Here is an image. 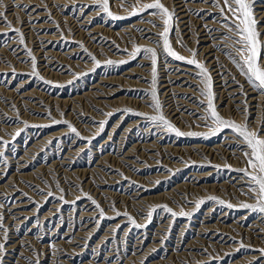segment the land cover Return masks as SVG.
<instances>
[{
	"label": "rangeland",
	"instance_id": "1",
	"mask_svg": "<svg viewBox=\"0 0 264 264\" xmlns=\"http://www.w3.org/2000/svg\"><path fill=\"white\" fill-rule=\"evenodd\" d=\"M8 1V3H7ZM13 0H3L6 5L5 8H0V12H7L6 13V19L7 23L11 24V28L7 26V24L4 22L2 18H0V140H4L6 143V147L3 145H0V149L3 152L4 159L0 160V213L4 216V228L7 229V240L4 239V232L0 230V237L3 240L0 239V243L5 244V255L2 258V264H28L29 261H31V264H36V259L39 260V264H93V261H96L94 264H227V263H233V264H244L246 262L247 264H263L264 258L260 256L259 249H264V214L259 212H252L248 209H244L241 207L242 204H255L256 201L252 194L247 193V178L243 176V173L240 171L241 169L246 167L245 157L241 151V148H244V145H239V140L235 137L233 133H231L230 130H224L220 133V135L216 136H209L207 139L208 141H202V137H175L174 134H169L165 131L159 132L160 135H163V140L158 144V146L161 148H157V145L153 143V141L156 139L153 130H162V128L156 127L154 129V125L150 121H146L144 119V115L150 116L155 115L156 113L153 111L152 105V97L149 95L152 91L151 88V62L148 59H144V55L140 54L135 59H133L129 54L133 51V46L137 45L141 48L144 47H153L156 48L158 53V65H157V73L160 75H157V87L156 91L158 94L159 101L162 105V110L164 109L163 104H165V98H164V89H162L160 86L163 85V79H162V72L165 70L167 73H173L176 71V68L170 67V68H163L162 58H165L164 60H168V58L162 51V48L157 47V42L159 40L158 33L162 28V25L160 24L159 19L156 16L150 15L149 13H144L139 16H130L129 13L132 11V9L129 7V5H133L136 3V0H126L125 3L122 5L119 1L120 0H110V10L112 13L116 16L124 17L122 19H116L113 20L110 17L106 16L104 13L100 12L97 7L95 0H77L74 2L68 1L65 2L64 0H35L36 3H33L34 0H29L28 3L25 0H15V2H19L15 5L12 3ZM42 4L43 2V6ZM52 1V2H51ZM64 2L65 5L63 3ZM116 1V2H115ZM163 1V0H162ZM164 0L163 3L166 7H168L170 10L171 8L175 11V23L173 26V31L170 33V41L172 43V46L176 52H178L180 55H183L187 58H191L188 49H191L195 51L196 53H200L196 56V59L199 60L201 63H204L206 67L208 68L209 72L212 70H215V73L219 74L221 76V80H225V82L231 83L230 89L234 90V94L231 96H227L225 90H218L215 93V103L217 106L218 112H220V115L223 116L225 119H231L234 120L237 123H244L245 119L248 121V126L250 129L254 131L260 132L261 136L264 137V95H262L258 90L252 89L253 92H247L248 89V83L245 84L247 81L245 77L239 76L240 72L237 71L238 69L235 68L236 66H233L231 59L228 57V54L233 55V57H236V54L234 50L229 46L231 44V41L224 40L223 37L226 35V29L222 26L226 21L223 20L221 17L220 9L213 6V0H206V1H200V0ZM60 2V3H59ZM118 2V3H117ZM144 3L151 2L149 0H143ZM166 2V3H165ZM176 2H180L179 5H184L181 7V9H184L183 14L186 16L185 21L186 23L183 24L181 19L179 17L177 18V12L179 11L178 4ZM198 2V3H197ZM216 2L220 3L221 6H223V0H216ZM171 3V4H170ZM189 7H187L185 4ZM189 3V4H188ZM191 3V4H190ZM196 3V4H195ZM210 3V4H209ZM26 4V5H25ZM37 4V5H36ZM39 4V5H38ZM46 7H45V5ZM52 4V5H51ZM168 4V5H167ZM200 4V5H199ZM208 4V7L205 8ZM25 5V6H24ZM28 5V6H27ZM54 5V6H53ZM72 7H71V6ZM76 5V6H75ZM193 5V6H191ZM210 5V6H209ZM258 5V7H257ZM12 6V8L10 7ZM19 6H23L20 7ZM174 6V7H173ZM177 6V7H175ZM202 6L204 8H202ZM32 7V8H31ZM39 7V8H38ZM45 7V8H44ZM53 7V8H52ZM60 7V8H59ZM65 7V9H64ZM66 7H68L66 9ZM85 7V8H84ZM122 7V8H120ZM129 7V8H128ZM210 7V9H209ZM24 8L27 9V11H24ZM56 8V9H55ZM83 10H80L82 9ZM186 8V9H185ZM191 8V9H190ZM202 8V9H201ZM9 9V10H8ZM13 9V10H12ZM31 9V10H30ZM53 9V10H52ZM190 9V10H189ZM199 9V10H198ZM213 12H212V10ZM264 1L263 0H255L254 3V12L256 13L255 16L257 17V20L259 21L258 29H260V33L264 41ZM17 10V13L15 12ZM33 10V11H32ZM52 10V11H51ZM122 10V11H120ZM211 10V11H210ZM258 10V11H257ZM23 13H22V12ZM32 11V12H31ZM35 11V12H34ZM51 11V12H50ZM81 11V12H80ZM89 11V12H87ZM91 11V12H90ZM94 11V12H93ZM98 11V12H97ZM189 11V13H188ZM200 11V12H199ZM258 13H257V12ZM13 12V13H12ZM31 12V13H29ZM42 13L41 18L39 19H33L31 15L32 13ZM77 12V13H76ZM87 13H92L91 15H87ZM193 13V14H192ZM206 15H205V14ZM220 13V14H219ZM18 14H21L20 16ZM50 14V15H49ZM54 14V15H53ZM57 14V15H56ZM61 14V15H60ZM73 14V15H72ZM84 14V15H83ZM94 14V15H93ZM98 14V18L97 15ZM187 14V15H186ZM195 14V15H194ZM204 14V15H203ZM9 15V16H8ZM12 15V16H10ZM28 17H27V16ZM49 15V18H48ZM93 15V16H92ZM147 15V16H146ZM193 15V17H192ZM263 15V16H262ZM14 16V17H13ZM25 16V17H24ZM31 16V17H30ZM57 18H54V17ZM71 16V17H70ZM76 16V17H74ZM86 16V17H85ZM92 16V17H91ZM155 17V20L153 17ZM204 16V17H203ZM262 16V17H260ZM12 19H11V18ZM52 17V18H51ZM59 17V18H58ZM70 17V18H69ZM88 17V18H87ZM91 17V18H90ZM147 19L145 20L144 19ZM152 17V18H151ZM189 17V18H188ZM202 17V18H201ZM10 18V19H8ZM15 18V19H14ZM17 18H20L17 20ZM56 20L54 21L53 20ZM76 18V19H75ZM86 18V19H85ZM207 18V19H206ZM213 18V20H211ZM216 18V19H215ZM57 19H60L57 20ZM62 19V20H61ZM75 19V20H73ZM84 19V20H83ZM189 19V20H188ZM203 19V20H201ZM12 20V21H11ZM15 20V21H13ZM17 20V22H16ZM25 20V21H24ZM68 20V24H67ZM81 20L84 24H81ZM119 20V21H118ZM177 20V21H176ZM193 20V21H192ZM207 20V22H206ZM210 20V21H209ZM215 20V21H214ZM218 20V21H217ZM35 21V22H34ZM54 21V22H53ZM63 21V22H62ZM76 21V22H75ZM89 24H85L87 22ZM95 21V22H94ZM104 21V22H103ZM114 21V23H113ZM136 21V22H135ZM142 21V22H141ZM144 21H153L157 27L152 28L150 24ZM202 21V23H200ZM16 22V23H15ZM21 24H20V23ZM23 22V23H22ZM46 24L44 26V24ZM138 22V23H137ZM142 25H140V23ZM189 22V23H188ZM193 24H192V23ZM211 22L210 25H208ZM215 22V24H214ZM4 23V24H3ZM15 23V24H14ZM28 23V24H27ZM32 23V25H30ZM43 24L44 27L41 29L37 26V24ZM65 23V25H63ZM76 23V24H75ZM113 23V24H111ZM135 23V24H132ZM138 25H137V24ZM178 23V24H177ZM208 23V24H207ZM219 24L214 26L212 25ZM14 24V25H13ZM17 24V25H16ZM20 24V25H18ZM35 24V25H33ZM39 24V25H40ZM67 24V25H66ZM144 24V25H143ZM180 24V25H179ZM190 24V25H188ZM197 24V25H196ZM203 26H202V25ZM26 25V27L24 26ZM28 25V26H27ZM75 27H74V26ZM97 28L94 32V34L91 35V33L88 31V29L94 26ZM98 25L100 27L98 28ZM112 25V26H110ZM129 27H128V26ZM146 25V26H145ZM148 25V26H147ZM177 27L175 28V26ZM179 25V26H178ZM184 25V26H183ZM186 25V26H185ZM205 25V26H204ZM74 28H72V27ZM86 26V27H85ZM110 26V27H109ZM188 26V27H187ZM196 26V27H195ZM6 27V28H5ZM23 27V28H22ZM78 27V28H77ZM108 27V28H107ZM123 27V29H122ZM131 27V28H130ZM136 27V28H135ZM142 27V28H140ZM183 27V29H182ZM201 27V28H200ZM205 27V28H204ZM8 28V29H7ZM19 32L24 34V43L21 45L20 42V35L17 34L15 30H18ZM21 28V30H20ZM34 28V29H33ZM37 28V29H36ZM69 28V29H68ZM71 28V29H70ZM81 28V29H80ZM128 28V29H127ZM135 28V29H134ZM151 28V30H150ZM186 28V29H185ZM189 28V29H188ZM191 28V29H190ZM199 28V29H197ZM204 28V29H203ZM225 31H223L222 29ZM25 29V30H23ZM27 29V30H26ZM31 29V31H30ZM49 29V30H48ZM59 29V30H58ZM79 29V30H78ZM83 29V31H82ZM92 29V28H91ZM105 29V31L103 30ZM110 29V30H109ZM118 29V30H117ZM122 29V30H121ZM127 29V30H126ZM155 29V31H154ZM158 31H157V30ZM188 29V30H187ZM195 31H194V30ZM200 29L206 30L207 33L199 32ZM220 29V30H219ZM262 29V30H261ZM6 30V31H5ZM62 30V31H60ZM70 30V31H69ZM74 30V31H73ZM86 30V31H85ZM98 30V31H97ZM101 30V31H99ZM120 30V31H119ZM186 33H185V31ZM190 30V31H189ZM198 30V32H197ZM4 31V32H3ZM22 31V32H21ZM35 31V32H34ZM41 31V32H40ZM46 31V32H45ZM78 31V32H77ZM110 31V35L109 34ZM119 32L118 36L114 32ZM132 31V32H131ZM142 31V32H141ZM146 31L147 34L144 32ZM152 31V32H150ZM158 33H157V32ZM193 31V32H191ZM212 33H211V32ZM10 32V33H9ZM12 32V33H11ZM39 32V33H38ZM54 32V34H53ZM62 32V33H61ZM98 32L99 35L96 33ZM100 32H102L100 34ZM104 32V33H103ZM131 32V33H130ZM136 32V34L134 33ZM181 34H180V33ZM221 32V33H220ZM15 35H12L14 34ZM31 33V35L29 34ZM50 33V34H49ZM61 33V34H60ZM82 33V34H81ZM85 33V35H84ZM106 33V36L104 35ZM121 33L123 35L121 36ZM134 33V35L132 34ZM155 33V34H154ZM157 33V34H156ZM185 33V34H184ZM193 33V34H192ZM196 33V35H195ZM198 33V34H197ZM27 34V35H26ZM35 34V35H34ZM45 35V39H41L40 36ZM49 34V35H47ZM56 34V35H55ZM80 34V35H78ZM112 34V36H111ZM129 34V35H128ZM180 34V35H178ZM203 34V36L201 35ZM205 34V35H204ZM208 36H207V35ZM230 35V33H227ZM4 35V36H3ZM87 35V36H86ZM91 35V36H90ZM104 35V37H103ZM110 37L113 41L110 42ZM139 35V36H138ZM151 35L153 37H151ZM191 35V36H190ZM218 35V36H217ZM223 35V36H222ZM48 36H50L48 38ZM59 36V38L57 37ZM76 36V37H75ZM84 38H83V37ZM88 36H90L88 38ZM96 36V37H95ZM135 36V37H134ZM150 36V37H149ZM182 36V37H181ZM195 36V38H193ZM205 36V37H204ZM216 36V37H215ZM222 36V37H221ZM16 37V38H15ZM31 37V38H30ZM36 37V38H35ZM55 37V39L53 38ZM57 37V38H56ZM78 37V38H77ZM82 37V38H80ZM86 37V38H85ZM93 37V38H92ZM118 39H117V38ZM123 37V38H122ZM127 37V39H126ZM131 37V38H130ZM136 41H135V39ZM148 37V38H146ZM155 37V38H154ZM190 37V38H186ZM207 37V38H206ZM214 37V38H212ZM220 37V38H219ZM15 38V39H14ZM26 38V39H25ZM34 38V39H32ZM95 38V39H94ZM129 38V40H128ZM133 38V39H132ZM181 38H184L183 40ZM192 38V39H191ZM205 39L206 41L204 43L197 42L198 40ZM261 38V37H260ZM30 39V41H29ZM84 39V40H83ZM90 39V40H89ZM100 39V41L98 40ZM105 39V40H104ZM116 41H115V40ZM144 39V42H143ZM181 39L183 42L184 47L181 46L180 43L177 41ZM186 39V40H185ZM191 39V40H190ZM210 39V40H209ZM6 40V41H5ZM11 40V41H9ZM34 40V41H33ZM48 40V41H47ZM78 40V41H77ZM132 40V41H131ZM139 40V42H138ZM194 40V41H193ZM218 40L220 42H218ZM19 41V42H18ZM28 41V42H27ZM66 41V42H65ZM84 41V42H82ZM91 41V43H90ZM104 41V42H103ZM148 41V42H147ZM151 41V42H149ZM197 44H196V42ZM215 42L214 44L212 43ZM217 41V42H216ZM8 42L10 44H8ZM14 42V43H13ZM16 42V43H15ZM38 44H36V43ZM47 45H46V43ZM88 42V44H86ZM108 42L110 44H108ZM115 42H118V44ZM134 43V45L132 44ZM141 42V43H140ZM191 42V43H190ZM12 43V44H11ZM45 43V44H44ZM63 43V44H62ZM66 43V44H65ZM78 43V44H77ZM80 43V44H79ZM83 43V44H82ZM84 43L86 45H84ZM96 43V44H95ZM124 43V44H123ZM131 43V44H130ZM145 43V44H143ZM149 43V44H148ZM193 43V44H192ZM195 43V44H194ZM209 43V44H208ZM8 44V45H7ZM44 44V45H43ZM98 44V45H97ZM142 46H141V45ZM187 44V45H186ZM213 46H212V45ZM21 45V46H20ZM27 45V46H25ZM45 46L42 48L41 46ZM50 45V46H49ZM75 45V46H74ZM83 45V47H81ZM106 45V46H105ZM109 45V46H108ZM117 45V46H115ZM121 45V46H120ZM124 45V46H122ZM133 45V46H132ZM207 45V46H206ZM215 45V46H214ZM218 45V46H217ZM3 46V47H2ZM90 48H89V47ZM96 46H98L96 49ZM114 46V47H111ZM127 46H129L127 48ZM132 46V47H131ZM189 46V47H188ZM193 46V47H192ZM201 46V47H200ZM204 46V47H203ZM14 47V48H13ZM18 47V48H17ZM28 47V48H27ZM78 47V48H76ZM81 47V48H80ZM88 47V48H87ZM100 47V48H99ZM120 47V48H117ZM229 47V48H228ZM32 48V49H31ZM40 48V49H39ZM50 48V49H49ZM52 48V51H51ZM72 48V49H71ZM93 48V49H92ZM112 48V49H111ZM194 48V49H192ZM197 48V49H196ZM199 48V49H198ZM203 48V49H201ZM210 48V49H209ZM214 48V49H213ZM4 49V50H3ZM35 49V50H34ZM39 49V50H38ZM71 49V50H70ZM75 49V50H73ZM77 49V50H76ZM89 51H88V50ZM110 52V54L107 52ZM27 50V51H26ZM28 50L33 54L32 57L35 55L36 60V66L44 65L40 68L36 67V71L39 73V77L33 76L32 72V57L28 55ZM34 50V51H33ZM41 50V51H40ZM69 50V51H67ZM86 50V51H85ZM99 50H103L102 52ZM116 50V51H114ZM202 50V51H201ZM221 50V51H220ZM226 50V51H225ZM15 51V52H14ZM44 51H48L47 58L44 56ZM59 51V52H56ZM61 51V52H60ZM69 53H66V52ZM95 51V52H94ZM97 51V53H96ZM201 51V52H200ZM204 51V52H203ZM206 51V52H205ZM211 51V52H210ZM216 53H215V52ZM2 52V53H1ZM5 54H4V53ZM10 52V53H9ZM22 52V53H21ZM27 52V53H26ZM39 52V53H38ZM52 52V53H51ZM64 52V53H63ZM71 52V54H70ZM76 52V53H75ZM78 52V53H77ZM85 52V53H84ZM91 52V53H90ZM214 52V53H213ZM37 53V54H36ZM62 53V54H60ZM73 53V54H72ZM91 54L92 57H95L96 60L100 62L99 66H97L93 60L90 58L89 54ZM105 53V54H104ZM107 53V54H106ZM127 53V54H126ZM202 53V54H201ZM206 53V54H205ZM211 53V54H210ZM219 53V55H218ZM222 55H221V54ZM13 54V55H12ZM16 54V55H15ZM22 54V56H21ZM35 54V55H34ZM39 54V56H38ZM53 54V55H52ZM57 54V55H56ZM59 54V55H58ZM118 54V55H117ZM121 54V55H120ZM185 54V55H184ZM217 54V55H216ZM225 54V56H224ZM235 54V55H234ZM10 55V56H9ZM24 55V56H23ZM122 57H120V56ZM123 55V56H122ZM125 55V56H124ZM216 58V62L214 57ZM21 56V57H17ZM29 56V57H28ZM43 56V57H42ZM57 58H56V57ZM71 56V57H70ZM82 56V57H80ZM109 56V57H108ZM127 56V58H126ZM205 56V58H204ZM209 56V57H208ZM15 59H13V58ZM39 57V58H38ZM42 57V58H41ZM66 57V58H65ZM74 57V58H73ZM84 57V58H83ZM113 57L115 58L113 60ZM203 57V58H202ZM222 60H218L221 59ZM19 58V59H18ZM55 60H52V59ZM64 58V59H63ZM81 58V59H80ZM118 58V59H117ZM143 58L145 61L148 62L146 65H141L138 67V64L140 60ZM6 59V60H5ZM25 59V60H24ZM45 59V60H44ZM51 59V60H49ZM64 62H63V60ZM86 59V60H85ZM100 59V60H99ZM117 59V61H115ZM120 59V60H119ZM125 59V60H124ZM127 59V60H126ZM140 59V60H139ZM225 59V60H224ZM16 60V61H15ZM31 60V61H30ZM39 60V61H38ZM62 60V61H61ZM80 62H79V61ZM85 60V61H84ZM112 61V64H108L107 61ZM123 60V61H122ZM135 60V61H134ZM163 60V61H164ZM206 60V61H205ZM218 60V61H217ZM4 61V62H3ZM15 61V62H14ZM58 61V64H57ZM102 61V62H101ZM120 61V62H119ZM138 61V62H137ZM210 61V62H209ZM215 65H214V62ZM30 62V63H29ZM38 62V63H37ZM44 62V63H43ZM67 62V63H66ZM77 62V63H76ZM82 62V63H81ZM83 62H87L86 64ZM89 62V63H88ZM123 62V63H121ZM165 62V61H164ZM168 62V61H167ZM180 62V63H179ZM221 62V63H219ZM228 62V63H227ZM2 63V64H1ZM24 63V65L22 64ZM72 63V64H71ZM74 63V64H73ZM81 63V64H80ZM134 63V64H133ZM211 63V64H209ZM226 64V66H224ZM18 64V65H17ZM56 64V65H54ZM87 64H89L87 66ZM171 64V63H170ZM173 64H177L176 66H179L182 70L178 69L180 72L179 74L185 75L183 77H180V80H177V84L180 85L182 81L184 82V86L182 87H191L193 90V99L191 101H196V105L200 108V111L193 112V115L191 116V119H187L185 117H181V122L177 120L174 122L170 116L167 115L168 111L165 112V109L163 111V114L166 116L169 121L171 120L172 123H175L174 125H177L178 128H182L184 132H197V133H203V130L207 129L205 124L202 123V120L199 119V122H196L194 118H198L200 116H203L205 114V108L207 101L202 99L203 97L199 93V89L201 88V85L199 83V77L196 76L197 69L192 67L191 65H187L181 61H176ZM217 64V65H216ZM229 64V65H228ZM7 65V68H3ZM20 65V67H19ZM23 65V66H22ZM68 65V66H67ZM138 67H136V66ZM212 65V66H211ZM26 66V67H24ZM148 68V70H143V67ZM162 66V67H161ZM215 66V67H214ZM219 66V67H218ZM231 66V67H230ZM48 67V68H46ZM51 67V68H50ZM60 67V68H59ZM90 67V68H89ZM131 67H136L133 71L132 76L125 75L124 72L131 69ZM150 67V68H149ZM160 67V68H159ZM186 67V69H183ZM9 68V69H8ZM226 68L228 69L226 71ZM230 68V69H229ZM17 69V70H16ZM22 69V70H21ZM38 69H41L38 70ZM46 69V70H44ZM140 69V70H139ZM192 69V71H191ZM236 69V70H233ZM20 70V71H19ZM27 70V71H26ZM43 70V71H42ZM49 70V71H48ZM50 70L51 74H50ZM108 70V71H107ZM139 70V71H138ZM173 70V71H172ZM189 70V71H188ZM222 70V71H221ZM3 71V72H2ZM16 71V72H15ZM47 71V72H46ZM58 71V72H57ZM112 71V72H111ZM141 71V72H140ZM147 71V72H146ZM231 71V73H230ZM233 71V72H232ZM237 73H235V72ZM42 72V73H41ZM46 72V73H45ZM55 72V73H53ZM150 72V73H149ZM195 72V73H194ZM2 73V74H1ZM44 73V74H43ZM60 73V74H59ZM144 75L145 77L141 76ZM228 73V74H227ZM232 73H235L232 76ZM41 74V75H40ZM50 74V75H49ZM150 74V75H149ZM175 74V73H174ZM211 74V73H210ZM214 74V73H213ZM213 74L212 79H213ZM230 74V75H229ZM238 74V77H237ZM43 75L45 78H43ZM46 75L49 79L46 78ZM62 77H61V76ZM114 75V76H113ZM124 78H123V76ZM149 75V77L147 76ZM188 78H187V76ZM223 75V76H222ZM59 76V77H58ZM66 76V80H65ZM101 76V79H100ZM121 76L122 78H120ZM137 76V77H136ZM139 76V77H138ZM228 76V77H227ZM232 76V77H231ZM22 77V78H21ZM51 77V78H50ZM56 79H55V78ZM71 77V78H70ZM108 77V79L106 78ZM110 77V78H109ZM115 77V78H114ZM231 77V78H230ZM238 78L234 82L232 79ZM241 79H240V78ZM244 80H243V78ZM63 80H62V79ZM69 78V80H68ZM120 80H119V79ZM136 80H132V79ZM189 78L190 81L194 82L195 84L192 85L190 81L188 82ZM228 78V79H227ZM11 79V80H9ZM28 79V80H27ZM60 79V80H59ZM122 79V80H121ZM130 79V80H129ZM162 79V80H161ZM186 79V80H185ZM198 79V80H197ZM220 79V78H219ZM230 79V80H229ZM23 80V82H22ZM26 82H25V81ZM43 80V81H42ZM50 81L51 83H45V81ZM105 80V81H104ZM126 80V81H125ZM129 80V81H128ZM197 80V82H196ZM22 83H21V82ZM28 81V82H27ZM138 81V82H136ZM230 81V82H229ZM233 81V82H232ZM244 83H243V82ZM4 82V83H3ZM8 82V83H7ZM115 82H119V84H115ZM124 82L125 85L122 83ZM98 83V84H97ZM138 83L140 85H138ZM145 83V84H143ZM170 85L173 82H169ZM188 83V84H187ZM234 83V84H233ZM20 84V85H19ZM21 84H23L21 86ZM51 84V85H50ZM115 84V85H114ZM128 84V85H127ZM129 84L131 86H129ZM242 84V85H241ZM16 85V87H15ZM46 85V86H45ZM112 85V86H111ZM123 85V86H121ZM134 85V86H133ZM138 85L139 87H135ZM145 87H144V86ZM160 85V86H159ZM198 85V86H197ZM236 85V86H235ZM240 85V86H239ZM247 85V86H246ZM41 86V87H40ZM110 86V87H109ZM127 86V87H125ZM142 86V87H140ZM217 86V85H215ZM219 86V85H218ZM234 86V87H233ZM241 86H243V94L241 91ZM19 87V88H18ZM24 87V88H23ZM117 87V88H116ZM124 87V88H122ZM159 87V88H158ZM246 87V89H245ZM250 87V85H249ZM6 88L7 90H5ZM16 88V89H15ZM34 88V89H33ZM36 88V89H35ZM41 88V89H40ZM47 88V89H46ZM108 88V89H106ZM115 88L114 92L110 91ZM122 88V89H121ZM127 88V89H126ZM144 88V89H142ZM235 88L237 91H235ZM240 88V89H237ZM252 88V87H251ZM4 89V90H3ZM11 89V90H10ZM43 89V90H42ZM50 89V90H49ZM102 89V90H101ZM107 91H106V90ZM117 89V90H116ZM119 89V90H118ZM10 90V91H8ZM28 90V92L26 91ZM31 90V91H29ZM39 90V91H38ZM91 90V92H90ZM93 90V91H92ZM104 90V91H103ZM132 90V91H131ZM143 90V91H142ZM5 91V92H4ZM95 91V93H94ZM195 91V92H194ZM223 93H222V92ZM10 94H7V93ZM27 95H25L26 93ZM33 92V93H32ZM35 92V93H34ZM42 92V93H41ZM44 92V94H43ZM98 92V94H96ZM129 92V93H128ZM228 92V91H227ZM236 92V93H235ZM255 92V94H254ZM31 93V94H30ZM86 93V94H85ZM101 93V94H100ZM217 93V94H216ZM245 93V94H244ZM259 93V94H258ZM3 94L6 96L3 97ZM16 94V95H15ZM19 97H17L18 95ZM20 94H22L20 96ZM30 94V95H28ZM33 94V96H32ZM46 94V95H45ZM96 94V95H95ZM104 94V95H103ZM131 94V95H130ZM161 94V96H160ZM223 96L221 97V95ZM2 95V96H1ZM38 95V96H37ZM43 95V96H42ZM79 95V96H78ZM96 97H95V96ZM123 95V97H122ZM142 95V96H141ZM145 95V96H144ZM149 95V96H148ZM239 95V96H237ZM245 95V96H244ZM13 98H12V97ZM46 96V97H45ZM50 96V98H49ZM78 96V97H77ZM120 96V99H118ZM144 96V97H143ZM148 98H147V97ZM227 96V97H226ZM242 96V97H241ZM244 96V97H243ZM251 98H250V97ZM3 97V98H1ZM17 99L15 100V98ZM40 97V98H39ZM48 97V98H47ZM56 98V101L54 99ZM58 97V98H57ZM74 97V98H73ZM162 97V98H161ZM198 97V98H197ZM220 97V99H219ZM226 97V98H225ZM239 97V98H238ZM241 97V99H240ZM254 97V99H253ZM257 100H256V98ZM20 98V100H19ZM47 98V100H46ZM64 98V99H63ZM71 98V99H70ZM73 98V99H72ZM127 98V99H126ZM135 98V100H134ZM140 98V99H139ZM142 98V99H141ZM145 98V99H144ZM150 98V99H149ZM164 98V99H163ZM195 98V99H194ZM217 98L220 100L217 101ZM222 98V101H221ZM230 98V99H229ZM232 98V99H231ZM234 98V99H233ZM2 99V100H1ZM11 101H10V100ZM22 99V101H21ZM26 99V101H25ZM63 99V100H62ZM68 99V100H67ZM70 99V100H69ZM118 99V100H117ZM137 99V100H136ZM148 99V101H147ZM199 99V101L197 100ZM229 99V100H228ZM260 99V100H258ZM9 100V101H8ZM24 100V101H23ZM35 100V101H34ZM54 100V101H52ZM66 100V101H65ZM79 100V101H78ZM111 100H115L111 102ZM141 100V102H139ZM143 100V101H142ZM202 100V101H201ZM243 100V101H242ZM245 100L247 102V117L245 116ZM249 100V101H247ZM251 100V101H250ZM253 100H255L253 102ZM13 101V102H12ZM21 101V102H19ZM30 101V103L28 102ZM99 101V103H98ZM103 103H102V102ZM105 101V102H104ZM229 103H228V102ZM2 102V104H1ZM50 102V103H49ZM68 102V104H67ZM139 102V103H138ZM150 102V103H149ZM163 102V104H162ZM202 102V103H200ZM6 103V104H5ZM9 103V104H8ZM27 105H26V104ZM34 105V108L33 105ZM55 105H54V104ZM102 103V104H101ZM147 103V104H146ZM205 105H204V104ZM222 103V104H221ZM227 103V105H226ZM236 103H238L240 106H238ZM253 103V104H252ZM12 104V105H11ZM20 104V105H19ZM25 104V105H24ZM29 104V105H28ZM41 104V105H40ZM135 104V105H134ZM202 104V105H201ZM22 105V106H21ZM71 105V107H70ZM99 105V106H98ZM147 105V107H144ZM204 105V107H202ZM220 105V106H219ZM233 105V106H232ZM242 105V106H241ZM4 106V108H3ZM9 106V107H8ZM8 107V108H6ZM18 107V108H17ZM31 107V110L28 109ZM37 107V110H36ZM66 107V108H64ZM77 107V108H76ZM223 107V108H222ZM236 109H234V108ZM244 107V108H243ZM64 108V109H63ZM71 108V109H70ZM117 108V109H116ZM204 108V109H203ZM7 109V111H6ZM24 109V110H23ZM129 109L131 112H125L123 110ZM149 109V110H148ZM238 109V110H237ZM250 109V110H249ZM17 110V111H16ZM22 110V111H21ZM142 110V111H141ZM244 110V111H243ZM253 110V111H252ZM8 111H11L8 113ZM145 111V112H144ZM13 112V114H12ZM39 112V113H38ZM165 112V113H164ZM257 112V113H256ZM261 112V113H260ZM5 113V114H4ZM17 113V114H16ZM19 113L21 115H19ZM37 113V114H36ZM132 113H141L143 115H134ZM199 113V114H198ZM252 113V114H251ZM8 114V115H7ZM10 114V115H9ZM16 114V115H15ZM187 114V112L185 113ZM226 114V115H225ZM239 114V115H238ZM254 114H255V122H254ZM259 114V116H258ZM235 115V116H234ZM250 115V117H249ZM8 116V117H7ZM11 116V117H10ZM17 116V117H16ZM20 116V118H19ZM32 118H31V117ZM97 116V117H96ZM123 116V117H121ZM125 116V117H124ZM258 116V117H257ZM22 117V118H21ZM121 117V118H120ZM194 117V118H192ZM253 117V118H252ZM257 117V118H256ZM5 118V119H4ZM185 118V119H184ZM2 119V120H1ZM20 121H19V120ZM99 119V120H98ZM141 119V120H139ZM143 119V120H142ZM193 119V120H192ZM257 119V121H256ZM259 119V122H258ZM78 120V121H77ZM93 120V121H90ZM133 120V121H132ZM138 120V123H137ZM5 121V122H4ZM10 121V122H9ZM34 121V122H33ZM37 121L38 124H37ZM82 121V122H81ZM86 121V122H85ZM88 121V122H87ZM120 121V122H118ZM135 121V124L133 123ZM188 121V122H187ZM239 121V122H238ZM14 122V123H12ZM67 122V123H65ZM86 124H85V123ZM101 122H105V127L103 130H101L99 127V124ZM131 122V124H129ZM258 122V123H257ZM7 123V124H6ZM40 123V124H39ZM87 125L84 126L83 125ZM89 123V124H88ZM116 123V124H115ZM118 123V124H117ZM144 125H143V124ZM147 123V124H146ZM179 123V124H178ZM200 123V124H199ZM3 124V126H2ZM68 124H71L74 128L77 129L79 132V136H77L68 129ZM115 124V125H114ZM191 124V125H190ZM15 125V127H14ZM17 125V126H16ZM80 125V126H79ZM82 125V126H81ZM91 126V128L89 127ZM129 125V128H128ZM131 125V127H130ZM139 127H138V126ZM147 125V126H145ZM151 125V126H150ZM153 125V126H152ZM253 125V126H252ZM15 128L13 130L10 127ZM117 126V127H116ZM149 126V127H148ZM181 126V127H180ZM194 126V128H193ZM202 127L201 130L199 128H196L197 130H200L198 132L195 127ZM115 127V128H114ZM127 127L128 132H127ZM257 127V129L255 128ZM263 127V128H261ZM9 128V129H8ZM17 128V130H16ZM113 128V129H112ZM124 128V129H123ZM136 128V129H135ZM144 128V129H143ZM147 128V129H146ZM149 128V130H148ZM5 129V130H4ZM64 129V130H63ZM91 129V130H90ZM111 129V130H110ZM123 129V130H122ZM153 129V130H152ZM193 129V130H192ZM3 130V131H2ZM8 130V131H7ZM59 130V131H58ZM62 130V131H61ZM66 130V131H65ZM119 130V131H117ZM126 130V131H125ZM130 130V131H129ZM140 130V131H139ZM142 130V131H141ZM209 130V128L207 129ZM54 135H51L52 132H55ZM58 131V132H57ZM64 131V132H63ZM152 131V132H151ZM2 132V133H1ZM4 132V133H3ZM114 132V133H113ZM125 134V136L121 135ZM125 132V133H124ZM136 132V133H135ZM147 132V133H146ZM151 133L148 135V133ZM16 133H19L17 136ZM48 135L47 137H44ZM60 133V134H58ZM64 133V134H63ZM2 134V135H1ZM53 134V133H52ZM134 134V135H133ZM137 134V138H136ZM227 134V135H226ZM230 136H229V135ZM4 135V137H3ZM44 135V136H43ZM51 135V138H50ZM110 137H109V136ZM115 135V136H114ZM133 135V137H132ZM7 136V139H6ZM15 136V140H13V137ZM35 136V137H33ZM56 136V137H55ZM66 136V137H65ZM82 136V137H81ZM86 136V137H85ZM118 136V137H117ZM120 136V137H119ZM122 136V137H121ZM139 136V137H138ZM142 136V137H141ZM153 136V137H152ZM227 136V137H226ZM233 136V139L231 138ZM44 137V138H43ZM85 137V138H84ZM108 139H107V138ZM116 137V138H115ZM165 137V138H164ZM225 137V138H224ZM9 138V139H8ZM39 138V140H38ZM89 138V139H87ZM118 138V139H117ZM136 138V139H135ZM149 138V139H148ZM154 138V139H153ZM186 138V139H185ZM221 140H220V139ZM20 139V140H19ZM74 139V140H73ZM80 139V140H79ZM104 139H106L104 141ZM120 139V140H119ZM131 139V140H130ZM141 139V140H140ZM152 139V140H151ZM197 139V141H196ZM2 140V141H3ZM7 140V141H6ZM11 140V141H9ZM40 142H37V141ZM47 142H46V141ZM115 140V141H114ZM138 140V141H137ZM168 140V141H167ZM176 140V141H175ZM178 140V141H177ZM192 140V141H191ZM201 140V141H200ZM225 140V141H224ZM233 140V141H231ZM33 141V142H32ZM35 141V142H34ZM49 141V142H48ZM113 141V142H112ZM118 141V142H117ZM124 143H123V142ZM175 141V142H173ZM179 141H186L189 142L190 145H197L200 144L201 146L197 149H191L190 150H177L174 151L172 148H165L164 146L167 144H173L172 147H178L180 148ZM191 141V142H190ZM194 141V142H193ZM216 141H219L218 144L221 147L216 148V150L208 151L204 149V145H213L216 143ZM223 141L225 143H223ZM230 141V142H227ZM237 141V142H236ZM27 142V143H26ZM43 144H42V143ZM120 142V143H119ZM126 142V144H125ZM128 142V143H127ZM134 142V143H133ZM139 142V143H138ZM145 142V143H142ZM167 142V143H166ZM178 142V143H177ZM233 142V143H232ZM35 143V144H33ZM46 143V144H45ZM48 143V144H47ZM73 143V144H72ZM111 143V144H110ZM114 143V144H113ZM133 143V144H132ZM138 143V144H135ZM142 143V144H141ZM148 143H153V148L151 149L147 148ZM175 143V144H174ZM202 143V144H201ZM223 143V144H222ZM236 143V144H235ZM19 144V145H18ZM65 144V145H64ZM69 144V145H68ZM72 144V145H70ZM101 144V145H100ZM141 144V145H139ZM164 144V146H163ZM227 144V145H226ZM230 144V145H229ZM36 145V147H35ZM59 145V146H58ZM68 145V146H67ZM74 145V146H73ZM80 145V146H79ZM99 145V146H98ZM103 145V146H102ZM132 145V146H131ZM134 145V147H133ZM162 145V146H161ZM166 145V146H167ZM239 145V146H238ZM34 150H32L33 148ZM82 146V147H81ZM146 146V147H144ZM227 146V147H225ZM234 146V147H233ZM241 146V147H240ZM243 146V147H242ZM29 147V148H28ZM66 147V148H65ZM100 147V148H99ZM132 147L133 149H131ZM208 147V146H205ZM224 147V148H223ZM26 148V149H25ZM32 148V149H31ZM39 148V149H38ZM116 148V149H114ZM137 148V149H136ZM142 148V149H141ZM160 149L159 152L157 149ZM202 150H201V149ZM226 148V149H225ZM237 148V149H234ZM20 149V150H19ZM37 149V150H36ZM68 149V150H67ZM76 149V151H75ZM82 149V150H81ZM111 149V150H110ZM129 151H128V150ZM131 149V150H130ZM163 149V151H161ZM169 149V150H167ZM199 149V150H198ZM231 151H230V150ZM11 150V151H10ZM14 150V151H13ZM36 150V151H35ZM69 152H67V151ZM74 150V151H73ZM103 150V151H101ZM121 152H119V151ZM138 150V151H136ZM140 150L144 151L141 152ZM157 150V151H156ZM175 154H174V152ZM199 152H198V151ZM201 150V151H200ZM205 150V151H204ZM227 150V151H226ZM237 150L239 152H237ZM15 153H13V152ZM25 151V152H23ZM32 151V152H31ZM60 151V153H59ZM70 151H73L72 153ZM126 151V152H125ZM135 151V153H133ZM156 151V152H155ZM166 151V152H165ZM168 151V152H167ZM208 151V153H207ZM219 151V152H217ZM233 151V152H232ZM12 152V153H11ZM20 152V153H19ZM30 152V153H29ZM115 152V153H114ZM127 153L128 155L123 154ZM133 153V155L131 153ZM157 154H155V153ZM162 152V153H160ZM164 152V155H162ZM173 152L175 156H173L171 153ZM180 152V153H179ZM195 152V153H192ZM227 152V153H225ZM11 153V154H10ZM23 153V154H21ZM26 153V154H25ZM28 153V155H27ZM32 153V154H31ZM68 153V154H67ZM75 153V154H74ZM93 156H92V154ZM109 153V154H108ZM130 153V154H129ZM151 153H154L153 155ZM160 153V154H158ZM168 153V154H167ZM177 153V154H176ZM229 153V154H228ZM240 153V154H239ZM14 154V155H13ZM31 154V155H29ZM53 154V156H52ZM56 154V155H55ZM58 154V155H57ZM77 154V155H76ZM107 154V155H105ZM114 154V155H113ZM139 154V155H138ZM141 154V155H140ZM144 154V155H143ZM145 154L148 158L145 157ZM166 154V155H165ZM182 154V155H181ZM236 154V155H235ZM22 155V156H19ZM35 155V156H32ZM37 155V156H36ZM55 155V156H54ZM68 155V156H67ZM105 158H104V156ZM118 155V156H117ZM125 155V156H124ZM132 155V156H131ZM161 155V156H160ZM170 155V156H169ZM231 155V156H230ZM19 156V158H18ZM71 156V158H69ZM72 156H74L72 158ZM100 156V157H99ZM102 156V157H101ZM112 156V158H111ZM139 158H138V157ZM155 156V157H153ZM163 156V157H162ZM8 157V158H7ZM10 157V158H9ZM25 157V158H23ZM27 157V158H26ZM33 157V158H32ZM37 157V158H36ZM54 157V158H53ZM61 157V158H60ZM98 157L100 160H98ZM109 157V158H108ZM115 157H120L122 160H118ZM151 157V158H150ZM160 159L158 161V158ZM166 157V158H164ZM179 157V158H177ZM203 157V158H202ZM7 158V159H6ZM13 158V159H12ZM16 160H15V159ZM35 158V159H34ZM88 158V159H87ZM93 158V159H92ZM142 158V159H141ZM177 158V159H176ZM25 159V160H24ZM26 159H29L26 160ZM33 159V160H32ZM76 159V160H74ZM124 159V160H123ZM135 159V160H134ZM145 159V160H144ZM157 159V160H156ZM168 159V161H167ZM186 159V161H185ZM197 160L193 162L192 160ZM9 160V161H8ZM14 160V161H13ZM61 160V161H60ZM102 160V161H101ZM106 160V161H105ZM132 162L136 163L133 164ZM153 160V161H152ZM157 163H155V161ZM172 160L173 164L176 165V167L171 163ZM178 160V161H177ZM182 160V161H181ZM230 160V161H229ZM6 161V163H5ZM18 161V163H17ZM25 161V162H24ZM41 161V162H40ZM56 161V162H55ZM58 161V162H57ZM69 161V162H67ZM97 161V162H96ZM98 161H101L98 162ZM125 161V162H124ZM126 161L128 163H126ZM146 161V162H143ZM152 161V162H151ZM164 161V162H163ZM180 161L182 162L180 164ZM194 164L192 166V163ZM229 161V162H228ZM51 162V163H50ZM60 162V163H59ZM94 162H96L94 164ZM110 162V163H109ZM124 162V164H123ZM130 162V163H129ZM140 162V163H139ZM142 162V163H141ZM148 162V163H147ZM162 164H159V163ZM177 162V163H176ZM22 163V164H21ZM24 163L25 166H24ZM35 163V164H34ZM42 165H41V164ZM62 163V164H61ZM66 163V164H65ZM78 163V164H77ZM99 163V164H97ZM120 163V164H119ZM152 163V164H151ZM153 163L155 165H153ZM165 163V164H164ZM186 163V165L184 164ZM191 163V164H189ZM214 163V164H213ZM7 164V165H5ZM13 164V165H12ZM15 164V166H14ZM40 164V165H39ZM48 164V167L44 168ZM52 165V168L50 165ZM68 164V166H67ZM104 164V165H103ZM123 164V165H122ZM133 164V165H131ZM140 164L141 166H138ZM151 167H150V165ZM164 165H172V166H163ZM184 164V165H183ZM189 164V165H188ZM199 164V165H198ZM218 164V165H217ZM5 165V166H3ZM18 165V166H17ZM21 165V166H20ZM32 165V166H31ZM97 165V167H96ZM100 165V166H99ZM106 165V166H105ZM136 165V166H134ZM144 165V166H143ZM148 165V166H147ZM161 165V166H160ZM2 166V167H1ZM59 166V167H58ZM84 166V168H83ZM127 166V167H125ZM157 166V167H155ZM163 166V167H162ZM178 166V167H177ZM200 166V167H199ZM222 166V168H221ZM15 167V169H14ZM18 167V168H17ZM39 167V168H38ZM42 167V168H41ZM57 167V168H56ZM62 167V168H61ZM80 167V168H79ZM93 167V168H92ZM140 167H142L140 169ZM148 167V168H147ZM171 167V169H170ZM172 167L174 169H172ZM196 169H195V168ZM203 167V168H202ZM215 167V168H214ZM229 167V169H228ZM236 167V168H235ZM6 168V170L4 169ZM26 168V169H25ZM37 168V169H36ZM55 168V171L53 170ZM60 168V169H59ZM77 170L75 171V169ZM86 168H88L86 170ZM89 168L92 169L89 172ZM99 170H98V169ZM109 168V169H108ZM114 168V169H113ZM144 168V169H143ZM153 168V169H152ZM200 168V169H199ZM2 169V170H1ZM12 169L14 171H12ZM36 171H34V170ZM39 169V170H38ZM58 169V170H57ZM64 169V170H63ZM68 169V170H67ZM73 169V170H72ZM81 169V170H80ZM101 169V170H100ZM103 169V170H102ZM134 169V170H133ZM165 169V170H164ZM168 169V170H167ZM180 169V170H179ZM232 169V170H231ZM5 170V171H4ZM16 170V171H15ZM18 170V171H17ZM46 170V171H45ZM60 170V171H59ZM79 170V171H78ZM86 170V172H85ZM112 170V171H111ZM116 170V171H115ZM130 170V171H129ZM155 171V172H152ZM202 170V171H201ZM219 170V171H218ZM67 171V172H65ZM70 171V173H69ZM79 174H78V172ZM83 171V172H82ZM108 171V172H107ZM164 171V172H163ZM174 171V172H173ZM207 171L208 175L205 173ZM216 173H211V172ZM233 171V172H232ZM15 172V174H14ZM21 175H17L18 173ZM26 172V173H24ZM28 172V173H27ZM76 172V173H75ZM81 172V173H80ZM100 172V173H99ZM101 172H103L101 174ZM122 172V173H121ZM159 172H161L159 174ZM191 172V173H190ZM210 172V175H209ZM222 172V173H221ZM11 173V174H10ZM17 173V174H16ZM62 173V174H61ZM65 173V174H64ZM107 173V174H106ZM118 173V174H117ZM133 173V174H132ZM145 173V174H144ZM149 173V175H148ZM155 173V174H154ZM171 173V175L169 174ZM174 173V174H172ZM200 174V178L197 179L194 177V175L191 174ZM203 173V174H202ZM26 174V175H24ZM29 174V175H28ZM33 176H32V175ZM69 174V175H68ZM78 174V175H77ZM109 174L114 177L112 178L109 176ZM158 177V180L156 177ZM177 174V175H176ZM17 175V176H16ZM22 175L26 178H22ZM106 175V176H105ZM108 175V176H107ZM138 175V176H137ZM151 175V176H150ZM163 175V177H162ZM165 175V177H164ZM167 175V176H166ZM222 175V177H221ZM230 175V176H229ZM29 176V178H27ZM61 176V177H60ZM81 176H84L81 177ZM137 178H136V177ZM219 176V177H218ZM234 176V177H232ZM240 176V177H239ZM8 177V178H7ZM18 177V178H17ZM32 177V178H31ZM139 177V178H138ZM141 177V178H140ZM146 180H145V178ZM152 177V178H150ZM160 177V178H159ZM168 177V178H167ZM170 177V178H169ZM190 177V178H189ZM215 177V178H213ZM217 177V178H216ZM239 177V178H238ZM22 178V179H20ZM76 178V179H75ZM80 178V179H79ZM110 180H109V179ZM165 178V180H164ZM186 178V179H185ZM210 178V179H209ZM232 178V179H231ZM235 178V179H234ZM237 178V179H236ZM242 178V179H241ZM11 179V180H10ZM87 179V181H86ZM89 179V180H88ZM99 179V180H98ZM102 179V180H101ZM103 179L106 181H103ZM107 179V180H106ZM116 179V182L114 183ZM138 179V180H137ZM155 179V180H154ZM204 179V180H203ZM217 179V180H216ZM222 179V180H221ZM239 179H241L239 181ZM20 182H16V181ZM35 180V181H34ZM114 180V181H113ZM128 180V181H127ZM131 180V183H130ZM135 180V181H134ZM145 180V181H143ZM173 182H172V181ZM196 180V182H195ZM221 180V181H220ZM225 180V181H224ZM236 180V181H235ZM243 180V181H242ZM12 183H11V182ZM110 181V182H109ZM119 181V182H118ZM138 181V182H136ZM154 181L156 183H154ZM166 181V182H165ZM204 181V182H203ZM218 181V182H217ZM83 182V184H82ZM97 182H99L97 184ZM102 182V184H101ZM129 182V183H128ZM134 182V183H133ZM149 182V183H148ZM176 182V183H175ZM194 182V183H193ZM214 183V184H211ZM237 182V183H236ZM242 182V183H241ZM9 183V184H8ZM16 183V184H15ZM18 183V185H17ZM89 183V185H88ZM93 183V184H91ZM96 183V184H95ZM120 183V184H119ZM123 183V184H122ZM138 183V184H137ZM140 183V184H139ZM146 183V184H145ZM152 183V184H151ZM166 183V184H165ZM168 183V184H167ZM175 183V184H174ZM181 183V184H178ZM186 183V184H185ZM188 183V184H187ZM196 183V184H195ZM201 183V184H200ZM210 183V184H208ZM220 183V185H219ZM223 187L221 184H223ZM3 184V185H2ZM18 186L20 189H15ZM95 184V185H94ZM115 184V185H114ZM117 184V185H116ZM133 184V185H132ZM160 184V186H159ZM183 184V185H182ZM185 184V185H184ZM207 184V185H206ZM216 184V185H215ZM242 184V185H241ZM8 185V186H7ZM24 187H22V186ZM119 185V187H118ZM128 185V186H127ZM138 185V186H137ZM158 185V186H157ZM177 185L178 189L175 188ZM183 187H182V186ZM187 185V186H186ZM191 185V186H189ZM197 185V189L196 186ZM202 185V186H201ZM206 185V186H205ZM214 185V186H213ZM234 185V186H233ZM240 185V186H239ZM7 188H6V187ZM94 186V187H93ZM115 186V188H114ZM153 186V187H151ZM162 186V189H161ZM195 186V187H193ZM211 186V187H210ZM217 186V187H216ZM244 186L246 188H244ZM14 187V188H13ZM106 187V188H105ZM130 187V188H129ZM137 189H136V188ZM173 187V188H172ZM214 187V188H213ZM222 187V188H221ZM236 187V188H235ZM242 189H241V188ZM21 188L24 190L21 191ZM27 188V189H26ZM92 188V189H91ZM96 188V190H95ZM98 188V189H97ZM123 188V189H122ZM127 190H126V189ZM165 188V189H164ZM186 188V189H185ZM206 188V189H205ZM227 188V189H226ZM238 188V189H237ZM9 189V190H7ZM14 189V190H12ZM62 189L63 191H60ZM106 189L105 192H101ZM107 189L110 191H107ZM118 189V190H117ZM142 189V191H140ZM153 189V190H152ZM170 189V191L168 190ZM173 189V190H172ZM180 189H183L182 191ZM202 189V190H201ZM205 189V190H204ZM210 189V190H209ZM237 189V190H236ZM5 190V192L3 191ZM28 190V192H27ZM42 190V191H41ZM47 190V191H46ZM95 190V191H94ZM124 190V191H123ZM149 190V191H148ZM175 190V191H174ZM197 190V191H196ZM213 190V191H212ZM240 190V191H239ZM246 190V191H245ZM8 191V193H7ZM26 191V192H25ZM98 191V192H97ZM116 191V192H115ZM135 191V192H133ZM140 191V192H136ZM155 191V192H154ZM165 191V192H164ZM173 191V192H171ZM178 191V192H177ZM196 191V193H195ZM3 192V193H2ZM11 192V193H9ZM25 192V193H24ZM51 192L52 195L48 196V193ZM91 192V193H90ZM93 192L95 194H93ZM132 192V193H131ZM184 192V193H183ZM201 192V193H200ZM7 193V194H4ZM18 193V194H17ZM27 193H29V196L27 197ZM33 193V194H32ZM41 193V194H40ZM104 193V194H103ZM116 196H115V194ZM121 193V199L119 197ZM135 193V195H134ZM137 193V194H136ZM157 193H160L159 195ZM163 193L165 196H163ZM170 193V194H168ZM189 193V194H188ZM242 193V194H241ZM247 193V194H245ZM11 194V195H10ZM26 194V195H24ZM45 194V195H44ZM92 194V195H91ZM97 194V195H96ZM102 194V196H101ZM110 194V195H109ZM114 194V195H112ZM118 194V195H117ZM123 194V195H122ZM126 194V195H125ZM130 194V195H129ZM133 196H132V195ZM153 194V195H152ZM162 194V195H161ZM18 195V198H16ZM40 197H44L43 199ZM88 195V196H87ZM107 195V196H106ZM109 195V196H108ZM147 195V197H146ZM151 195V197L149 196ZM155 195V197H154ZM157 195V196H156ZM170 195V196H169ZM173 195V196H171ZM182 195V196H181ZM185 195V196H184ZM37 198H36V197ZM97 196V197H96ZM101 196V197H100ZM111 196V198H110ZM126 196V197H125ZM130 198H128V197ZM132 196V197H131ZM144 198L142 199L141 198ZM145 196V197H143ZM181 196V197H180ZM188 196V197H186ZM13 197V198H12ZM33 197V198H32ZM63 197V199H60ZM88 197H93L92 199H96V203L99 204L100 208L103 209L104 216L103 218L100 217L99 211L100 209L96 208L90 199ZM104 197V198H103ZM140 197V198H139ZM166 197V198H165ZM175 197V198H174ZM178 197V198H177ZM185 197V198H184ZM190 197V200L188 199ZM209 197H216L219 200H223L225 202V205L228 203L233 204L232 208H225L226 206L216 204L214 200H210ZM248 197V198H247ZM7 198V199H6ZM11 198V199H10ZM114 198V199H113ZM140 201H139V199ZM146 198V199H145ZM150 200H149V199ZM158 198V200H157ZM193 200H192V199ZM242 198V199H241ZM247 198V199H246ZM20 199V200H19ZM57 199V200H56ZM116 199V201H114ZM128 199V200H126ZM135 199V200H134ZM182 199V200H181ZM186 199V200H185ZM205 199V201L203 200ZM249 199V200H248ZM2 200V202H1ZM4 200V201H3ZM13 202H12V201ZM35 200V201H34ZM43 200V201H41ZM62 200V201H61ZM86 200V201H85ZM90 200V201H89ZM132 202H131V201ZM135 202H134V201ZM138 200V202H137ZM153 200V201H152ZM199 201H203V203L200 204V207L197 209L196 203ZM15 201V202H14ZM40 201V202H39ZM67 201V202H66ZM73 201V202H72ZM88 201V202H87ZM114 201V202H113ZM123 201V202H122ZM130 201V202H129ZM156 201V202H155ZM42 202V203H41ZM63 202V204H62ZM86 202V203H85ZM122 202V203H120ZM135 205H133L134 203ZM149 202V203H148ZM186 202V203H185ZM227 202V203H226ZM20 203V204H19ZM23 203V204H22ZM61 203V204H60ZM66 203V204H65ZM147 203V204H146ZM154 203V205H152ZM159 203V204H158ZM210 203V204H209ZM212 203V204H211ZM242 203V204H241ZM5 204V205H4ZM9 204V205H8ZM15 204H17L15 206ZM54 204V206H52ZM57 206H56V205ZM59 204V207H58ZM74 204V205H73ZM89 204V205H88ZM103 204V205H102ZM142 204V205H141ZM144 204V206H143ZM238 204V205H237ZM3 205V207H2ZM21 205V206H20ZM66 205V206H65ZM72 205V206H70ZM152 205V206H150ZM162 205H166L167 207L171 208L173 212L176 213V216H171L170 213H167L163 211V209L160 207ZM215 205V206H213ZM235 205V206H234ZM9 206V207H8ZM11 206V207H10ZM14 206V207H13ZM56 206V207H55ZM82 206V207H80ZM87 206V208H86ZM89 206V207H88ZM186 206V207H185ZM210 206V207H208ZM223 206V207H222ZM8 207V208H6ZM71 207V208H70ZM95 207V209H94ZM137 207V208H136ZM146 207V208H145ZM213 207V208H212ZM3 208V209H2ZM5 208V209H4ZM50 208V209H49ZM54 208V209H53ZM58 208V210H57ZM143 208L145 210H143ZM149 210H148V209ZM152 215V221L146 220L147 214L150 210H153ZM179 208V209H178ZM208 208V209H207ZM10 209V210H7ZM37 209V210H36ZM94 209V210H93ZM138 209V210H137ZM141 209V211L139 210ZM182 209V210H181ZM189 209V210H188ZM211 211H210V210ZM218 209V211H217ZM7 210V211H6ZM21 214H19L20 212ZM24 210V211H23ZM34 210V211H33ZM47 210L48 215L45 213ZM74 210V211H72ZM157 210V211H156ZM181 210V211H179ZM202 210V211H201ZM208 210V211H207ZM230 210V211H229ZM233 210V211H232ZM9 211V212H8ZM29 212L26 214V212ZM36 211V212H35ZM83 211V212H82ZM90 211V212H88ZM95 213H94V212ZM107 211V213H106ZM111 211V212H110ZM143 211L146 212L143 214ZM148 211V212H147ZM205 211V212H204ZM224 211V212H223ZM227 211V212H226ZM239 211H241L239 213ZM250 211V212H249ZM4 212V213H3ZM7 214H6V213ZM74 212V213H72ZM78 212V213H77ZM80 212V213H79ZM88 212V213H87ZM110 212V213H109ZM117 212L120 213L119 216H117ZM223 212V213H222ZM233 212V213H232ZM249 212V215L247 213ZM18 213V214H16ZM47 217H46V215ZM68 213V214H67ZM72 213V214H71ZM83 213V215H82ZM86 213V215H85ZM92 213H94L92 215ZM112 213V214H111ZM127 213L129 216H131L136 224L140 225L141 227L135 228L133 227L132 223L127 219V217L124 215ZM180 213V214H179ZM183 213V214H182ZM237 213V214H236ZM0 214V215H2ZM44 214V215H43ZM51 214V215H49ZM67 214V215H66ZM81 216H79V215ZM111 214V215H109ZM155 214V215H154ZM179 214V216H178ZM188 214V215H184ZM206 214V215H205ZM220 214V215H219ZM222 214V216H221ZM228 216L226 217L225 216ZM229 214V215H228ZM246 214V215H245ZM8 215L11 217L8 218ZM12 215V216H11ZM75 215V216H74ZM170 215V216H169ZM183 215V217H182ZM197 215V216H196ZM205 215V216H202ZM259 215V216H258ZM27 216V217H26ZM71 216V217H70ZM79 216V217H78ZM87 216V217H86ZM168 216V217H167ZM219 216V217H218ZM238 216V217H237ZM31 217V218H30ZM43 217V218H42ZM52 217V218H51ZM66 217V219H65ZM77 219H76V218ZM99 217V220L98 218ZM162 217V218H161ZM210 217V218H209ZM84 218V219H83ZM97 218V219H96ZM123 218V219H122ZM158 218V219H157ZM161 218V219H160ZM169 218V219H167ZM221 218V219H220ZM250 218H252L250 220ZM256 218V221H255ZM259 218V219H257ZM263 218V219H262ZM9 220V221H6ZM23 219V220H22ZM28 219V220H27ZM31 219V220H30ZM37 219V221H36ZM86 219V220H85ZM120 219V220H119ZM144 219V220H143ZM156 219V220H155ZM188 219V220H187ZM237 219V220H235ZM15 222H14V221ZM50 220V221H49ZM63 222H62V221ZM68 220V221H67ZM80 220V221H79ZM102 220V221H100ZM110 220V221H108ZM123 220V221H121ZM142 220V221H141ZM159 220V222H158ZM200 220V221H199ZM202 220V221H201ZM223 220V221H222ZM232 220V223H230ZM239 220V221H238ZM243 222H242V221ZM254 220V222L252 221ZM8 222V223H5ZM11 221V222H10ZM70 221V222H69ZM72 221L74 223H72ZM78 221V222H77ZM88 221V222H87ZM93 221V223H92ZM98 221V223H97ZM127 221V222H126ZM154 221V222H153ZM164 221V222H163ZM187 223H186V222ZM218 221V222H217ZM235 223H234V222ZM251 221V222H250ZM20 222V223H19ZM23 222V223H22ZM38 222V223H37ZM80 222V223H79ZM96 222V223H95ZM105 222V223H103ZM108 222V223H107ZM117 222H119L117 224ZM148 222V223H147ZM150 222V223H149ZM158 222V223H157ZM195 222V223H194ZM198 222V223H197ZM208 222V223H207ZM223 222V223H222ZM247 222V223H246ZM250 222V223H249ZM257 222V223H256ZM260 222V223H259ZM58 223V224H57ZM111 223V224H110ZM116 223V224H115ZM158 227H156L157 225ZM194 223V224H193ZM204 223V224H203ZM220 223V224H219ZM253 223V224H252ZM31 224V226H29ZM35 224V225H34ZM50 224V225H49ZM52 224V225H51ZM56 224V225H55ZM61 224V225H60ZM84 224V225H83ZM102 224V225H101ZM143 224L145 226H143ZM161 224L162 225L161 227ZM180 224H182L180 226ZM208 224V225H207ZM210 224V225H209ZM230 226H229V225ZM231 224L233 226H231ZM237 224L238 226H236ZM252 224V226H251ZM258 224V226H257ZM260 224V225H259ZM14 225V226H13ZM21 227H20V226ZM40 228H39V226ZM71 225V226H69ZM78 225V226H77ZM127 225L129 227H127ZM204 225V226H201ZM218 225V226H217ZM226 225V226H224ZM28 226L30 228H28ZM48 226V227H47ZM55 226H58V228ZM60 226V227H59ZM82 226V227H81ZM101 226V227H100ZM109 228L108 230L106 227ZM112 226V227H111ZM120 226V227H119ZM175 226V227H174ZM184 226V227H183ZM214 226V227H213ZM223 226V227H222ZM236 226V227H235ZM17 227V228H16ZM81 227V228H80ZM115 227V229H113ZM117 227V228H116ZM154 227V228H153ZM167 228V231L166 228ZM195 227V228H194ZM212 227V228H210ZM218 227V228H217ZM222 227V228H221ZM226 227V228H225ZM230 227V228H227ZM260 227V229L258 228ZM9 228V229H8ZM28 228V229H27ZM34 228V229H33ZM55 228V229H54ZM99 228V229H98ZM128 228V229H127ZM144 228V229H143ZM159 228V229H158ZM162 228V229H161ZM208 228V229H207ZM213 228H215L213 230ZM217 228V229H216ZM40 229V230H39ZM53 229V230H52ZM67 231H66V230ZM70 229V230H69ZM85 229V230H84ZM94 229V230H93ZM127 229V232L126 230ZM144 231H143V230ZM156 229V230H155ZM182 229V230H181ZM185 229V230H184ZM189 229V230H188ZM200 229V230H199ZM211 229V230H210ZM219 229V230H218ZM231 229V230H230ZM240 229V230H239ZM38 230V231H37ZM51 230V232H50ZM72 230V231H71ZM78 232H77V231ZM89 233H87L88 231ZM94 232H93V231ZM114 230V231H113ZM134 230V231H133ZM149 230V232L147 231ZM228 232H224V231ZM235 230V231H234ZM243 230V231H241ZM247 230V231H246ZM43 231V232H42ZM46 231V232H44ZM66 231V232H65ZM80 231V232H79ZM82 231V232H81ZM85 231V232H84ZM91 231L93 233H91ZM101 231V232H100ZM104 231V232H103ZM132 233H130V232ZM151 231V232H150ZM155 231V232H154ZM206 231V232H205ZM214 231V232H212ZM232 231V232H231ZM241 231V233H238ZM249 231V232H248ZM256 233H253L255 232ZM258 231V232H257ZM262 233H261V232ZM26 232V233H25ZM64 232V233H63ZM72 232V233H71ZM77 232V233H76ZM85 236H84V233ZM143 232V233H142ZM217 232V233H216ZM245 232L247 235H245ZM52 233V234H51ZM59 233V234H58ZM82 233V234H80ZM92 235H91V234ZM100 233V234H99ZM101 233H103L101 235ZM114 233V234H113ZM139 233H142L138 235ZM145 233V234H144ZM154 233V234H153ZM160 233V234H158ZM173 233V234H171ZM178 233V234H177ZM180 233V234H179ZM210 233V235H209ZM215 233V234H214ZM225 233V234H224ZM231 233V234H230ZM237 233V234H236ZM249 233V235H248ZM259 233V234H258ZM3 234V235H2ZM14 234V235H13ZM37 234V236H36ZM41 234V235H40ZM61 234V235H60ZM67 236H66V235ZM75 234V235H74ZM78 234V235H77ZM79 234L81 236H79ZM95 238H94V236ZM108 234V237L107 235ZM129 234V235H128ZM150 234V235H149ZM178 236H177V235ZM233 234V235H232ZM254 236V237H252ZM13 235V236H12ZM16 235V237H15ZM29 235V238L27 236ZM65 235V236H64ZM90 235V236H89ZM106 235V236H105ZM134 235V236H133ZM145 235V236H144ZM153 235V236H152ZM166 235V236H165ZM181 235V236H180ZM212 235V236H211ZM230 235V237H229ZM232 235V236H231ZM245 235V236H244ZM25 238H23V237ZM36 236V237H35ZM55 236V237H54ZM60 236V237H59ZM78 236V237H77ZM84 236V237H83ZM97 236V237H96ZM101 238H100V237ZM103 236V238H102ZM152 236V238H151ZM194 236V237H193ZM197 236V237H196ZM206 236V237H205ZM215 236V237H214ZM222 236V237H221ZM238 238H237V237ZM241 236V238H240ZM248 236V237H246ZM262 236V237H261ZM14 237V238H13ZM18 237V238H17ZM98 237L100 239H98ZM115 239L113 240V238ZM125 239H123V238ZM144 239H143V238ZM156 239H155V238ZM158 237V238H157ZM177 237V238H175ZM204 239H203V238ZM219 237V238H218ZM233 239H232V238ZM246 237V238H245ZM34 238V239H32ZM39 238V239H38ZM93 238V239H92ZM97 238V239H96ZM106 238V239H105ZM142 238V239H141ZM223 238V239H221ZM227 238V239H226ZM244 240H243V239ZM16 239H18L16 241ZM31 239V240H30ZM36 239V240H35ZM67 239V240H66ZM79 239V242H78ZM105 241H104V240ZM136 239V240H135ZM141 239V240H140ZM152 241H151V240ZM154 239V240H153ZM181 239V240H180ZM190 239V240H189ZM194 241H193V240ZM208 239V240H207ZM211 239V240H210ZM229 239V240H228ZM232 239V241H231ZM240 239V240H238ZM251 239V240H250ZM255 239V240H253ZM22 240V241H21ZM29 242H26L28 241ZM48 240V241H47ZM58 240V242H56ZM61 242H60V241ZM66 240V241H65ZM101 240V241H100ZM116 240V242H115ZM135 242H134V241ZM139 240V241H138ZM148 240V241H147ZM162 240V243H161ZM185 240V241H184ZM247 240L249 242H247ZM2 241V242H1ZM17 243H16V242ZM42 243H41V242ZM68 241V243H67ZM73 241V242H72ZM84 241V242H83ZM109 241V242H108ZM142 241V242H140ZM151 241V243H150ZM160 241V242H159ZM177 241V242H176ZM188 243H187V242ZM190 241V242H189ZM197 241V242H196ZM202 241V242H201ZM204 241V243H203ZM208 241V242H207ZM242 241V242H241ZM252 241V242H251ZM20 242V243H19ZM35 242V243H34ZM38 242V244H37ZM44 242V243H43ZM65 242V243H64ZM70 242V243H69ZM82 242L84 244H82ZM98 242V243H97ZM115 242V243H114ZM158 242V243H157ZM165 242V243H164ZM254 242V243H253ZM30 243V244H29ZM47 245H46V244ZM61 243V244H60ZM75 243V244H74ZM135 243V244H134ZM156 243V244H155ZM187 243V244H186ZM191 243V244H190ZM239 243V244H238ZM241 243L245 247L241 248ZM248 243V244H247ZM253 243V244H252ZM259 243V244H258ZM16 244V245H15ZM34 246H33V245ZM37 247H35L36 245ZM41 244V245H40ZM70 244V245H69ZM94 244V245H93ZM97 244V245H96ZM109 244V245H108ZM114 244V245H113ZM127 244V245H126ZM151 244V245H150ZM159 244V245H158ZM167 244V245H166ZM183 244V245H182ZM216 244V246H215ZM218 244V245H217ZM237 244V247H236ZM255 244V245H254ZM257 244V245H256ZM9 245V246H8ZM21 245V246H19ZM24 245V246H23ZM45 245V246H44ZM60 245V246H59ZM64 245V246H63ZM77 245V246H76ZM79 245V246H78ZM84 245V246H83ZM88 245V246H87ZM93 245V246H92ZM112 245V246H111ZM149 245V246H147ZM154 245V246H153ZM162 245V246H161ZM188 245V246H187ZM212 245V246H211ZM233 245V246H232ZM238 245L240 247H238ZM252 245V246H251ZM259 245V246H258ZM15 249H14V247ZM40 246V248L38 247ZM69 246V247H66ZM73 246V247H72ZM74 246L76 249H74ZM96 246V247H95ZM108 246V247H107ZM146 246V247H145ZM156 246V247H155ZM171 246V248H170ZM198 246V247H197ZM207 246V248H206ZM209 246V247H208ZM226 247V249L223 248ZM8 247V248H7ZM20 247V249H19ZM28 247V248H27ZM66 247V248H65ZM71 247V248H70ZM81 247H83V251L81 250ZM94 247L96 249H94ZM98 247V248H97ZM119 247V248H118ZM124 247V248H123ZM140 247V248H139ZM155 247V248H154ZM175 247V248H174ZM190 247V248H189ZM205 247V248H204ZM229 247V248H228ZM237 249H236V248ZM248 247V248H247ZM260 247V248H259ZM10 248V249H9ZM24 248V249H23ZM37 248V250H36ZM48 250H47V249ZM52 248V249H51ZM87 250H86V249ZM91 248V249H90ZM103 248V249H102ZM112 248V249H111ZM117 248V249H115ZM133 248V249H132ZM154 248V249H153ZM167 248V249H166ZM185 250L183 251L182 250ZM202 248V249H201ZM219 248V249H218ZM223 248V249H222ZM234 248V249H233ZM13 249V250H12ZM19 249V250H18ZM64 249V250H63ZM74 249V250H73ZM81 251H80V250ZM89 249V250H88ZM99 249V250H98ZM108 249V250H107ZM144 249V250H142ZM152 249V250H151ZM166 252H165V250ZM188 249V250H186ZM230 249V250H229ZM18 250V251H17ZM58 250V251H57ZM69 250H71L69 253ZM76 250V251H75ZM80 252H79V251ZM86 250V251H85ZM115 250V251H114ZM132 250V251H131ZM151 250V251H150ZM200 253H198L197 252ZM200 250V251H199ZM233 250V252H232ZM246 250V251H245ZM7 251V252H6ZM15 251V252H14ZM22 251V252H21ZM48 251V252H47ZM55 251V252H54ZM75 251V252H73ZM93 251V252H92ZM105 251V252H104ZM113 251L114 253H112ZM118 251V252H117ZM122 251V252H121ZM129 251V252H128ZM131 251V252H130ZM143 251V252H141ZM150 251L151 253H149ZM173 251V254H172ZM182 251V252H181ZM225 251V252H224ZM228 251V252H226ZM243 251V253H242ZM256 251V252H255ZM24 252V253H23ZM62 254H61V253ZM79 252V253H78ZM87 252V253H85ZM103 252V253H101ZM112 254H111V253ZM117 252V253H115ZM125 252V254H124ZM135 252V253H134ZM146 252V255L145 253ZM148 252V255H147ZM162 252V253H161ZM175 252H179L177 255ZM189 254H187V253ZM215 252V253H213ZM218 252V253H217ZM223 252V254L221 253ZM232 252V254H231ZM240 254H239V253ZM11 255H10V254ZM33 253V254H32ZM41 253V256H40ZM44 253V254H43ZM75 253V254H74ZM110 253V255L108 254ZM143 253V254H139ZM153 253V254H152ZM155 253V255H154ZM158 253V254H157ZM160 253V254H159ZM187 254V255H184ZM208 253V254H207ZM229 253V254H227ZM235 253V254H234ZM249 254L252 256H244ZM23 254V255H22ZM35 254V255H34ZM49 254V255H48ZM73 254V255H71ZM81 254V255H80ZM94 254L93 256H91ZM106 254V255H105ZM172 254V256L170 255ZM183 254V255H182ZM207 254V256H205ZM25 255V256H24ZM59 255V256H58ZM81 258H80V256ZM99 255V256H98ZM105 255V256H104ZM136 255V256H135ZM139 255V256H137ZM169 255V256H168ZM181 255V257H180ZM192 255V257H191ZM200 255V256H198ZM203 259H202V256ZM222 255V256H221ZM229 255V256H228ZM231 255V256H230ZM237 255V256H236ZM255 255V256H254ZM12 256V257H11ZM19 256V257H18ZM52 256V258L50 257ZM68 256V257H67ZM112 256V257H111ZM120 256V258H119ZM122 256V258H121ZM127 256V257H126ZM132 256V257H130ZM135 256V258H134ZM175 256V257H173ZM195 256V257H194ZM30 257V258H29ZM36 257V258H35ZM49 257V258H48ZM62 259H61V258ZM76 259H75V258ZM92 257V258H91ZM98 257V258H97ZM100 257V258H99ZM102 257V258H101ZM141 257V258H140ZM145 257V258H143ZM167 257V258H166ZM172 259H171V258ZM184 257V258H183ZM188 257V258H187ZM201 257V258H200ZM208 257V259H207ZM224 257V258H223ZM244 257V258H243ZM256 257V258H255ZM18 258V259H17ZM20 258V259H19ZM25 258V259H24ZM41 258V259H40ZM57 258V259H56ZM97 258V259H96ZM105 258V259H104ZM112 258V259H111ZM119 258V259H118ZM139 258V259H138ZM174 258V259H173ZM200 258V259H199ZM210 258V259H209ZM221 258V259H220ZM227 258V259H226ZM241 258V259H239ZM28 261H27V260ZM35 259V261H34ZM59 259V260H58ZM70 259V260H69ZM75 259V260H74ZM81 259V260H80ZM149 259V260H148ZM157 259H160V261ZM164 259V260H163ZM171 259V260H170ZM206 259V260H205ZM218 259V261H217ZM229 259V260H228ZM239 259V260H238ZM244 259V260H243ZM250 259V261H249ZM7 260V261H6ZM21 262H20V261ZM25 260V261H24ZM55 260H57L55 262ZM63 260V261H62ZM68 260V261H67ZM92 260V261H90ZM111 260V261H110ZM141 260V261H140ZM157 261L156 263L154 262ZM170 260V262L168 261ZM196 260V261H195ZM212 260V261H211ZM237 260V261H235ZM252 260V261H251ZM257 260V261H256ZM260 260L261 263L259 262ZM52 261V263H51ZM54 261V262H53ZM67 261V262H66ZM82 261V262H81ZM100 263H99V262ZM118 261V262H117ZM124 261V262H123ZM150 261V262H149ZM152 261V262H151ZM176 261V262H175ZM179 261V263H178ZM195 261V262H194ZM198 261V262H197ZM205 261V262H203ZM225 261V262H224ZM228 261V262H226ZM26 262V263H25ZM50 262V263H49ZM59 262V263H58ZM70 262V263H69ZM84 262V263H83ZM92 262V263H91ZM115 262V263H114ZM135 262V263H134ZM193 262V263H192ZM202 262V263H201ZM224 262V263H223ZM263 262V263H262ZM231 263V264H232Z\"/></svg>",
	"mask_w": 264,
	"mask_h": 264
},
{
	"label": "snow or ice",
	"instance_id": "2",
	"mask_svg": "<svg viewBox=\"0 0 264 264\" xmlns=\"http://www.w3.org/2000/svg\"><path fill=\"white\" fill-rule=\"evenodd\" d=\"M14 2V0H13ZM187 2V0H186ZM97 9L104 13L106 16L113 20L122 19L124 17L116 16L110 10V0H95ZM123 5L126 0H120ZM254 3L255 0H223V6L220 3L213 0V6L220 9L221 17L226 23L223 27L226 29L227 33L224 35V40L231 41L229 45L235 52L236 57L234 58L229 54L232 63L236 66L238 71L242 76L245 77L247 83L255 90H258L262 95H264V41L261 40V33L258 30L259 21L254 14ZM23 7V6H19ZM132 11L129 13L130 16H139L144 13H149L150 15L156 16L160 24L162 25L161 30L158 33L159 40L157 42V47L162 48L163 53L176 61H181L187 65L194 66L197 69L196 75L199 77V83L201 88L199 89V94L207 101L205 114L198 117L200 120L205 121V126L209 128V133H197V132H183L177 128L171 121H169L163 114L162 105L159 101L158 94L156 91L157 86V65H158V53L156 48L144 47L141 48L137 45L133 46V51L129 54L133 59L138 55L143 54L144 58L150 60L151 62V88L150 93L152 97L153 111L155 115L144 116L145 120L150 121L154 126L162 128L165 132L169 134H174L176 137H202L208 139L209 135L216 136L223 132L224 130H230L231 133L239 140V144L244 145L241 149L246 162V167L240 171L243 176L247 178V193H251L254 197L255 204H242L241 207L248 209L252 212H259L264 214V137L261 136L260 132L254 131L249 128L248 121L245 119L244 123H237L231 119H225L217 110L215 103V93L213 89V79L205 64L201 63L196 59L197 53L188 49L190 57L186 58L176 52L170 41V33L173 31L174 21H175V11L170 10L162 0H151V2L144 3L143 0H136V3L129 5ZM0 8H5L3 0H0ZM27 11L26 8H24ZM0 18H3L4 22L8 27H12L11 24L7 23L6 11L0 12ZM152 24L153 27H158L153 21H146ZM18 35H20V43H24L23 34L19 30H15ZM178 43L184 47L182 40H178ZM83 47V45H81ZM28 55L32 57L29 51ZM93 62L99 66L100 62L89 54ZM108 64H112V61H107ZM123 63V62H121ZM36 60L32 57V75L39 77V73L36 71ZM235 82V78L233 77ZM45 83H51L50 81H45ZM241 92L243 94V86H241ZM125 112H131L129 109L123 110ZM134 115H143L141 113H132ZM245 116L247 117V102L245 100ZM67 123V122H65ZM68 129L70 132L79 136V132L71 124H68ZM105 127V122L99 124V128L103 130ZM18 136L19 133H16ZM15 137H13L14 139ZM0 145L6 147V142L0 140ZM239 146V145H238ZM4 159V153L0 152V160ZM60 191H63L60 189ZM245 193V194H247ZM52 193L49 192L48 196ZM60 199H63L61 197ZM91 200V197H88ZM210 200H214L220 205H224L228 208H232L233 205L228 203L225 205L223 200H219L216 197H209ZM92 204L96 208L100 209V217H104V211L100 208L99 204L95 200H91ZM203 201H198L196 207L199 208ZM163 211L170 213L171 216H176V213L172 211L171 208L166 205L160 206ZM154 210H150L147 214L146 219L151 220ZM117 216L120 215L119 212L116 213ZM183 214V213H182ZM127 219L137 228L141 225L136 224L135 220L129 216L127 213L124 214ZM188 215V214H184ZM4 217L0 215V230L4 232V239L7 240V229L4 228L3 223ZM241 248L244 247L241 243ZM260 256L264 258V249L258 250ZM5 255V244L0 243V264H2V258ZM31 264V261L28 262ZM36 264H39L37 259Z\"/></svg>",
	"mask_w": 264,
	"mask_h": 264
},
{
	"label": "bare ground",
	"instance_id": "3",
	"mask_svg": "<svg viewBox=\"0 0 264 264\" xmlns=\"http://www.w3.org/2000/svg\"><path fill=\"white\" fill-rule=\"evenodd\" d=\"M14 1H15V0H14ZM25 1L28 3L29 0H25ZM36 1H37V0H36ZM64 1H65V0H64ZM68 1H69V0H68ZM68 1H65V2H68ZM70 1H71V0H70ZM70 1H69V2H70ZM72 1H73V0H72ZM76 1H77V0H74V2H76ZM144 1H145V0H144ZM148 1H149V0H147V2H148ZM163 1H164V0H163ZM163 1H162V2H163ZM172 1H173V0H172ZM200 1H201V0H200ZM202 1H203V0H202ZM202 1H201V2H202ZM204 1H206V0H204ZM204 1H203V2H204ZM259 1H260V0H259ZM263 1H264V0H263ZM29 2H30V1H29ZM51 2H52V1H51ZM69 2H68L67 5H69ZM77 2H78V1H77ZM115 2H116V1H115ZM119 2H120V1H119ZM168 2H170V1L168 0ZM174 2H175V0H174ZM187 2H188V1H187ZM187 2H186V4H187ZM7 3H8V1H7ZM12 3H14V2L12 1ZM17 3H19V2L17 1V2H15L13 5H15V4H17ZM30 3H31V2H30ZM33 3H36L35 0H34ZM39 3H40V1H39ZM43 3H44V2H43ZM43 3H42V4H43ZM59 3H60V2H59ZM61 3H63V4L65 5L64 2L61 1ZM117 3H118V2H117ZM165 3H166V2H165ZM179 3H180V2H176V4H178V7L175 6V7H177V8L179 9V11L177 12V18L179 17V19H181V21H179V23L182 22V20H183L182 23L185 24V23H186V21H185L186 16L184 15L185 13L183 14L184 9H181V7H183L184 5H183V4H182V5H179ZM197 3H198V2H197ZM4 4H5V2H4ZM8 4H9V3H8ZM40 4H41V3H40ZM42 4H41V5L38 4L39 7H40V6H43ZM170 4H171V3H170ZM184 4H185V3H184ZM186 4H185V5H186ZM188 4H189V3H188ZM190 4H191V3H190ZM195 4H196V3H195ZM209 4H210V3H209ZM25 5H26V4H25ZM25 5H24V6H25ZM36 5H37V4H36ZM44 5H45V4H44ZM46 5H47V4H46ZM46 5H45V7H46ZM51 5H52V4H51ZM125 5H126V3H125ZM167 5H168V4H167ZM199 5H200V4H199ZM27 6H28V5H27ZM53 6H54V5H53ZM70 6H71V5H70ZM75 6H76V5H75ZM186 6H187V5H186ZM191 6H193V5H191ZM209 6H210V5H209ZM10 7L12 8V6H10ZM39 7H38V8H39ZM45 7H44V8H45ZM71 7H72V6H71ZM173 7H174V6H173ZM187 7H188V6H187ZM207 7H208V4H207V6H206L205 8H207ZM257 7H258V5H257ZM19 8H20V7H19ZM31 8H32V7H31ZM52 8H53V7H52ZM59 8H60V7H59ZM67 8H68V7H66V9H67ZM84 8H85V7H84ZM120 8H122V7H120ZM128 8H129V7H128ZM183 8H184V7H183ZM188 8H189V7H188ZM202 8H204V7L202 6ZM202 8H201V9H202ZM55 9H56V8H55ZM64 9H65V7H64ZM185 9H186V8H185ZM190 9H191V8H190ZM190 9H189V10H190ZM209 9H210V7H209ZM1 10H2V8H1ZM8 10H9V9H8ZM12 10H13V9H12ZM30 10H31V9H30ZM52 10H53V9H52ZM52 10H51V11H52ZM80 10H83V8L80 9ZM171 10H173V9L171 8ZM174 10H175V9H174ZM198 10H199V9H198ZM211 10H212V9H211ZM211 10H210V11H211ZM24 11H25V10H24ZM32 11H33V10H32ZM32 11H31V12H32ZM51 11H50V12H51ZM120 11H122V10H120ZM257 11H258V10H257ZM257 11H256V12H257ZM262 11H264V9H263ZM15 12L17 13V10H15ZM21 12H22V11H21ZM31 12H29V13H31ZM34 12H35V11H34ZM34 12H33L31 15H33ZM80 12H81V11H80ZM87 12H89V11H87ZM90 12H91V11H90ZM93 12H94V11H93ZM97 12H98V11H97ZM199 12H200V11H199ZM212 12H213V10H212ZM6 13H7V12H6ZM12 13H13V12H12ZM22 13H23V12H22ZM76 13H77V12H76ZM188 13H189V11H188ZM257 13H258V12H257ZM89 14H90V13H87V15H89ZM91 14H92V13H91ZM91 14H90V15H91ZM192 14H193V13H192ZM204 14H205V13H204ZM204 14H203V15H204ZM206 14H207V13H206ZM206 14H205V15H206ZM219 14H220V13H219ZM254 14H256V13L254 12ZM18 15L20 16L21 14H18ZM49 15H50V14H49ZM49 15H48V18H49ZM53 15H54V14H53ZM56 15H57V14H56ZM60 15H61V14H60ZM72 15H73V14H72ZM83 15H84V14H83ZM93 15H94V14H93ZM93 15H92V16H93ZM96 15H97L96 18H98V14H96ZM186 15H187V14H186ZM194 15H195V14H194ZM6 16H7V15H6ZM8 16H9V15H8ZM10 16H12V15H10ZM26 16H27V15H26ZM41 16H42V13H35V14L32 16V18H33V19H35V18H36V19H39V18H41ZM92 16H91V17H92ZM146 16H147V15H146ZM175 16H176V15H175ZM262 16H263V15H262ZM262 16H260V17H262ZM13 17H14V16H13ZM22 17H23V16H22ZM22 17L20 16V18H22ZM24 17H25V16H24ZM27 17H28V16H27ZM30 17H31V16H30ZM70 17H71V16H70ZM70 17H69V18H70ZM74 17H76V16H74ZM85 17H86V16H85ZM91 17H90V18H91ZM152 17H153V16H152ZM152 17H151V18H152ZM192 17H193V15H192ZM203 17H204V16H203ZM257 17H259V16H257ZM257 17H256V18H257ZM10 18H11V17H10ZM10 18H8V19H10ZM20 18H17V20H19ZM51 18H52V17H51ZM54 18H57V17L55 16ZM54 18H53V20H54ZM58 18H59V17H58ZM87 18H88V17H87ZM153 18H154V20H155V17H153ZM188 18H189V17H188ZM201 18H202V17H201ZM2 19H3V18H2ZM11 19H12V18H11ZM14 19H15V18H14ZM75 19H76V18H75ZM75 19H73V20H75ZM85 19H86V18H85ZM144 19H145V17H144ZM175 19H176V17H175ZM206 19H207V18H206ZM215 19H216V18H215ZM0 20H1V19H0ZM17 20H16V22H17ZM57 20L60 21V19H57ZM61 20H62V19H61ZM83 20H84V19H83ZM83 20H81V22H82ZM145 20H147V19H145ZM188 20H189V19H188ZM201 20H203V19H201ZM211 20H213V18H212ZM11 21H12V20H11ZM13 21H15V20H13ZM24 21H25V20H24ZM54 21H56V20H54ZM54 21H53V22H54ZM118 21H119V20H118ZM176 21H177V20H176ZM192 21H193V20H192ZM209 21H210V20H209ZM214 21H215V20H214ZM217 21H218V20H217ZM16 22H15V23H16ZM34 22H35V21H34ZM62 22H63V21H62ZM75 22H76V21H75ZM83 22H84V21H83ZM83 22H82L81 24H84ZM86 22H87V21H86ZM88 22H89V21H88ZM88 22L85 23V24H89ZM94 22H95V21H94ZM103 22H104V21H103ZM135 22H136V21H135ZM141 22H142V21H141ZM144 22H146V21H144ZM206 22H207V20H206ZM15 23H14V24H15ZM17 23H18V22H17ZM19 23H20V22H19ZM22 23H23V22H22ZM113 23H114V21H113ZM113 23H111V24H113ZM137 23H138V22H137ZM137 23H136V24H137ZM139 23H140V22H139ZM174 23H175V22H174ZM188 23H189V22H188ZM191 23H192V22H191ZM200 23H202V21H201ZM3 24H4V23H3ZM14 24H13V25H14ZM20 24H21V23H20ZM20 24H18V25H20ZM27 24H28V23H27ZM36 24H37V23H36ZM39 24H40V23H39ZM39 24H37V26H38L40 29L46 25V24H44V22H43L44 26H43L42 23H41L40 25H39ZM67 24H68V20H67ZM67 24H66V25H67ZM75 24H76V23H75ZM132 24H135V23H132ZM147 24H148V23H147ZM175 24H176V23H175ZM177 24H178V23H177ZM192 24H193V23H192ZM202 24H204V23H202ZM202 24H201V25H202ZM207 24H208V23H207ZM210 24H211V22H210L208 25H210ZM214 24H215V22H214ZM214 24L212 23V25H214ZM16 25H17V24H16ZM30 25H32V23H31ZM33 25H35V24H33ZM63 25H65V23H64ZM137 25H138V24H137ZM140 25H142V23H140ZM143 25H144V24H143ZM179 25H180V24H179ZM179 25H178V26H179ZM188 25H190V24H188ZM196 25H197V24H196ZM216 25H218V28H219V24H216ZM216 25H214V26H216ZM263 25H264V24H263ZM23 26H24V25H23ZM27 26H28V25H27ZM73 26H74V25H73ZM93 26H94V25H93ZM110 26H112V25H110ZM110 26H109V27H110ZM127 26H128V25H127ZM145 26H146V25H145ZM147 26H148V25H147ZM150 26H151V24H150ZM183 26H184V25H183ZM185 26H186V25H185ZM202 26H203V25H202ZM204 26H205V25H204ZM222 26H223V25L221 24V27H222ZM0 27H1V25H0ZM24 27H26V25H25ZM70 27H72V26H70ZM74 27H75V26H74ZM74 27H72V28H74ZM85 27H86V26H85ZM99 27H100V25H98V28H99ZM128 27H129V26H128ZM176 27H177V25L175 26V28H176ZM187 27H188V26H187ZM195 27H196V26H195ZM1 28H3V27H1ZM5 28H6V27H5ZM8 28H9V27H8ZM8 28H7V29H8ZM22 28H23V27H22ZM26 28H27V27H26ZM77 28H78V27H77ZM91 28H92V29H91ZM91 28L88 29V31L90 30L89 32H90L91 35H92V34H94V32H95V30H96L97 28H96L95 26H94V27L91 26ZM107 28H108V27H107ZM130 28H131V27H130ZM135 28H136V27H135ZM135 28H134V29H135ZM140 28H142V27H140ZM151 28H152V26H151ZM151 28H150V30H151ZM157 28H158V27H157ZM177 28H178V27H177ZM200 28H201V27H200ZM204 28H205V27H204ZM204 28H203V29H204ZM17 29H18V28H17ZM33 29H34V28H33ZM36 29H37V28H36ZM68 29H69V28H68ZM70 29H71V28H70ZM80 29H81V28H80ZM122 29H123V27H122ZM122 29H121V30H122ZM127 29H128V28H127ZM127 29H126V30H127ZM158 29H159V28H158ZM182 29H183V27H182ZM185 29H186V28H185ZM188 29H189V28H188ZM188 29H187V30H188ZM190 29H191V28H190ZM197 29H199V28H197ZM221 29H222V28H221ZM18 30H19V29H18ZM20 30H21V28H20ZM23 30H25V29H23ZM26 30H27V29H26ZM48 30H49V29H48ZM58 30H59V29H58ZM78 30H79V29H78ZM103 30L105 31V29H103ZM109 30H110V29H109ZM117 30H118V29H117ZM156 30H157V29H156ZM187 30H186V31H187ZM193 30H194V29H193ZM219 30H220V29H219ZM222 30H223V29H222ZM258 30L260 31V29H258ZM261 30H262V29H261ZM5 31H6V30H5ZM30 31H31V29H30ZM60 31H62V30H60ZM69 31H70V30H69ZM73 31H74V30H73ZM82 31H83V29H82ZM85 31H86V30H85ZM97 31H98V30H97ZM99 31H101V30H99ZM119 31H120V30H119ZM154 31H155V29H154ZM157 31H158V30H157ZM157 31H156V32H157ZM184 31H185V30H184ZM186 31H185V33H186ZM189 31H190V30H189ZM194 31H195V30H194ZM202 31L205 32V33H207L206 30H202V29H200L199 32L202 33ZM223 31H225V29H224ZM3 32H4V31H3ZM21 32H22V31H21ZM34 32H35V31H34ZM40 32H41V31H40ZM45 32H46V31H45ZM77 32H78V31H77ZM131 32H132V31H131ZM131 32H130V33H131ZM141 32H142V31H141ZM144 32L147 34L146 31H144ZM150 32H152V31H150ZM191 32H193V31H191ZM197 32H198V30H197ZM199 32H198V33H199ZM210 32H211V31H210ZM9 33H10V32H9ZM11 33H12V32H11ZM38 33H39V32H38ZM61 33H62V32H61ZM61 33H60V34H61ZM101 33H102V32H100V34H101ZM103 33H104V32H103ZM114 33H115V34H117V33L119 34V32H117V31L114 32ZM134 33L136 34V32H134ZM134 33H132V34L134 35ZM157 33H158V32H157ZM157 33H156V34H157ZM179 33H180V32H179ZM185 33H184V34H185ZM198 33H197V34H198ZM211 33H212V32H211ZM220 33H221V32H220ZM263 33H264V32H263ZM28 34H29V33H28ZM49 34H50V33H49ZM49 34H47V35H49ZM53 34H54V32H53ZM81 34H82V33H81ZM96 34L99 35L98 32H97ZM118 34H117V36H118ZM154 34H155V33H154ZM180 34H181V33H180ZM180 34H178V35H180ZM192 34H193V33H192ZM226 34H227V33H226ZM12 35H15V33L12 34ZM23 35H24V34H23ZM26 35H27V34H26ZM29 35H31V33H30ZM34 35H35V34H34ZM45 35H46V34H45ZM45 35H42V34H41V36H40V35L38 34V36H40V38L43 39V40H44L45 37H46ZM55 35H56V34H55ZM78 35H80V34H78ZM84 35H85V33H84ZM91 35H90V36H91ZM101 35H102V34H101ZM104 35L106 36V33H105ZM104 35H103V37H104ZM108 35H110V31H109V34H108ZM108 35H107V39L109 38V40H111L110 42H112V41H113V40H112L113 37H112V39L110 38V37L112 36V34H111L110 37H108ZM119 35H120V34H119ZM122 35H123V33H121V36H122ZM128 35H129V34H128ZM136 35H137V34H136ZM195 35H196V33H195ZM201 35L203 36V34H201ZM204 35H205V34H204ZM206 35H207V34H206ZM3 36H4V35H3ZM86 36H87V35H86ZM90 36H88V38H89ZM138 36H139V35H138ZM190 36H191V35H190ZM196 36H197V35H196ZM207 36H208V35H207ZM217 36H218V35H217ZM222 36H223V35H222ZM222 36H221V37H222ZM49 37H50V36H48V38H49ZM57 37L59 38V36H57ZM57 37H56V38H57ZM75 37H76V36H75ZM82 37H83V36H82ZM82 37H80V38H82ZM95 37H96V36H95ZM123 37H124V35H123ZM123 37H122V38H123ZM134 37H135V36H134ZM134 37H133V38H134ZM149 37H150V36H149ZM151 37H153V36L151 35ZM181 37H182V36H181ZM204 37H205V36H204ZM215 37H216V36H215ZM15 38H16V37H15ZM15 38H14V39H15ZM30 38H31V37H30ZM35 38H36V37H35ZM53 38L55 39V37H53ZM77 38H78V37H77ZM83 38H84V37H83ZM85 38H86V37H85ZM92 38H93V37H92ZM116 38H117V37H116ZM130 38H131V37H130ZM133 38H132V39H133ZM146 38H148V37H146ZM154 38H155V37H154ZM186 38L188 39V38H190V37H186ZM193 38H195V36H194ZM206 38H207V37H206ZM212 38H214V37H212ZM219 38H220V37H219ZM25 39H26V38H25ZM32 39H34V38H32ZM49 39H50V38H49ZM94 39H95V38H94ZM117 39H118V38H117ZM126 39H127V37H126ZM134 39H135V38H134ZM181 39L183 40L184 38H181ZM181 39H179V40H181ZM191 39H192V38H191ZM191 39H190V40H191ZM200 39H201V40H198L197 42H200V43L203 42V43H204V42L206 41L205 39H202V38H200ZM214 39H215V38H214ZM261 39H263L262 36H261ZM83 40H84V39H83ZM89 40H90V39H89ZM98 40L100 41V39H98ZM104 40H105V39H104ZM114 40H115V39H114ZM128 40H129V38H128ZM185 40H186V39H185ZM209 40H210V39H209ZM5 41H6V40H5ZM9 41H11V40H9ZM29 41H30V39H29ZM33 41H34V40H33ZM47 41H48V40H47ZM77 41H78V40H77ZM115 41H116V40H115ZM131 41H132V40H131ZM135 41H136V39H135ZM193 41H194V40H193ZM18 42H19V41H18ZM27 42H28V41H27ZM65 42H66V41H65ZM82 42H84V41H82ZM100 42H101V41H100ZM103 42H104V41H103ZM113 42H114V41H113ZM138 42H139V40H138ZM143 42H144V39H143ZM147 42H148V41H147ZM149 42H151V41H149ZM183 42H186V41H183ZM195 42H196V41H195ZM197 42H196V44H197ZM216 42H217V41H216ZM218 42H220V41L218 40ZM13 43H14V42H13ZM15 43H16V42H15ZM19 43H20V42H19ZM35 43H36V42H35ZM45 43H46V42H45ZM45 43H44V44H45ZM90 43H91V41H90ZM116 43L118 44V42H115V44H116ZM140 43H141V42H140ZM190 43H191V42H190ZM212 43L214 44L215 42L212 41ZM8 44H10V43L8 42ZM8 44H7V45H8ZM11 44H12V43H11ZM36 44H38V43H36ZM44 44H43V45H44ZM62 44H63V43H62ZM65 44H66V43H65ZM77 44H78V43H77ZM79 44H80V43H79ZM82 44H83V43H82ZM86 44H88V42H87ZM86 44L84 43V45H86ZM95 44H96V43H95ZM108 44H110V43L108 42ZM123 44H124V43H123ZM130 44H131V43H130ZM132 44L134 45L133 42H132ZM143 44H145V43H143ZM148 44H149V43H148ZM192 44H193V43H192ZM194 44H195V43H194ZM204 44H206V43H204ZM208 44H209V43H208ZM21 45H23V44H21ZM21 45H20V46H21ZM38 45H39V44H38ZM43 45L41 46L42 48H44V47L47 45V43H46L45 46H43ZM97 45H98V44H97ZM133 45H132V46H133ZM140 45H141V44H140ZM186 45H187V44H186ZM211 45H212V44H211ZM229 45H230V44H229ZM25 46H27V45H25ZM49 46H50V45H49ZM74 46H75V45H74ZM105 46H106V45H105ZM108 46H109V45H108ZM115 46H117V45H115ZM120 46H121V45H120ZM122 46H124V45H122ZM132 46H131V47H132ZM141 46H142V45H141ZM206 46H207V45H206ZM212 46H213V45H212ZM214 46H215V45H214ZM217 46H218V45H217ZM2 47H3V46H2ZM88 47H89V46H88ZM88 47H87V48H88ZM97 47H98V46H96V49H98ZM111 47H114V46H111ZM128 47H129V46H127V48H128ZM188 47H189V46H188ZM192 47H193V46H192ZM200 47H201V46H200ZM203 47H204V46H203ZM13 48H14V47H13ZM17 48H18V47H17ZM27 48H28V47H27ZM76 48H78V47H76ZM80 48H81V47H80ZM89 48H90V47H89ZM99 48H100V47H99ZM117 48H120V47H117ZM228 48H229V47H228ZM1 49H2V48H1ZM1 49H0V50H1ZM31 49H32V48H31ZM39 49H40V48H39ZM39 49H38V50H39ZM49 49H50V48H49ZM71 49H72V48H71ZM71 49H70V50H71ZM92 49H93V48H92ZM111 49H112V48H111ZM192 49H194V48H192ZM196 49H197V48H196ZM198 49H199V48H198ZM201 49H203V48H201ZM209 49H210V48H209ZM213 49H214V48H213ZM3 50H4V49H3ZM34 50H35V49H34ZM34 50H33V51H34ZM73 50H75V49H73ZM76 50H77V49H76ZM78 50H79V48H78ZM87 50H88V49H87ZM108 50H109V49H107V52H108ZM194 50H195V49H194ZM232 50H233V49H232ZM26 51H27V50H26ZM29 51H30V50H28V52H29ZM40 51H41V50H40ZM51 51H52V48H51ZM67 51H69V50H67ZM85 51H86V50H85ZM88 51H89V50H88ZM99 51H101V50H99ZM102 51H103V50H102ZM102 51H101V52H102ZM114 51H116V50H114ZM192 51H193V50H192ZM195 51H196V50H195ZM201 51H202V50H201ZM201 51H200V52H201ZM220 51H221V50H220ZM225 51H226V50H225ZM14 52H15V51H14ZM56 52H59V51H56ZM60 52H61V51H60ZM65 52H66V51H65ZM94 52H95V51H94ZM103 52H104V51H103ZM203 52H204V51H203ZM205 52H206V51H205ZM210 52H211V51H210ZM214 52H215V51H214ZM214 52H213V53H214ZM1 53H2V52H1ZM3 53H4V52H3ZM9 53H10V52H9ZM21 53H22V52H21ZM26 53H27V52H26ZM38 53H39V52H38ZM43 53H44V56L47 58V56H48V51H44ZM51 53H52V52H51ZM63 53H64V52H63ZM66 53H69V52H66ZM75 53H76V52H75ZM77 53H78V52H77ZM84 53H85V52H84ZM90 53H91V52H90ZM90 53H88V54H90ZM96 53H97V51H96ZM108 53L110 54V52H108ZM197 53H198V52H197ZM215 53H216V52H215ZM4 54H5V53H4ZM31 54H32V53H31ZM36 54H37V53H36ZM60 54H62V53H60ZM70 54H71V52H70ZM72 54H73V53H72ZM104 54H105V53H104ZM106 54H107V53H106ZM126 54H127V53H126ZM198 54H200V53H198ZM198 54H197V55H198ZM201 54H202V53H201ZM205 54H206V53H205ZM210 54H211V53H210ZM220 54H221V53H220ZM12 55H13V54H12ZM15 55H16V54H15ZM32 55H33V54H32ZM34 55H35V54H34ZM52 55H53V54H52ZM56 55H57V54H56ZM58 55H59V54H58ZM117 55H118V54H117ZM120 55H121V54H120ZM120 55H119V56H120ZM184 55H185V54H184ZM216 55H217V54H216ZM218 55H219V53H218ZM221 55H222V54H221ZM228 55H229V54H228ZM234 55H235V54H234ZM0 56H1V55H0ZM9 56H10V55H9ZM21 56H22V54H21ZM21 56H17V57H21ZM23 56H24V55H23ZM35 56H36V55H35ZM35 56H34V57H35ZM38 56H39V54H38ZM122 56H123V55H122ZM124 56H125V55H124ZM187 56H188V55H186V58H187ZM224 56H225V54H224ZM28 57H29V56H28ZM42 57H43V56H42ZM42 57H41V58H42ZM55 57H56V56H55ZM70 57H71V56H70ZM80 57H82V56H80ZM108 57H109V56H108ZM120 57H121V56H120ZM188 57H189V56H188ZM197 57H198V56H197ZM200 57H201V56H200ZM200 57H198V59H199ZM208 57H209V56H208ZM213 57H214V55H213ZM228 57H229V56H228ZM232 57H233V55H232ZM12 58H13V57H12ZM38 58H39V57H38ZM56 58H57V57H56ZM65 58H66V57H65ZM73 58H74V57H73ZM83 58H84V57H83ZM121 58H122V57H121ZM126 58H127V56H126ZM168 58H170V57H168ZM202 58H203V57H202ZM204 58H205V56H204ZM214 58H215V57H214ZM222 58H223V57H221V59H218V60H222ZM229 58H230V57H229ZM234 58H235V57H234ZM13 59H15V58H13ZM18 59H19V58H18ZM35 59H37V58H35ZM63 59H64V58H63ZM63 59H62V60H63ZM80 59H81V58H80ZM114 59H115V58L113 57V60H114ZM117 59H118V58H117ZM117 59H116L115 61H117ZM140 59H141V58H140ZM140 59H139V60H140ZM144 59H145V58H144ZM144 59L142 58V59L140 60V62H139V64H138V67L141 66V65H146V66H147L148 62L145 61ZM164 59H166V57L161 59V60H162V63H163V64H162V65H163V68H165V69H166V68H170V67H174V68H176V71L173 72V73H167L165 70L162 72V76H161V77H162V79H163V85H162V86L159 85V86H160L162 89H164V91H163V92H164V93H163L164 95H163V96H164L165 99H164V98H163V99L165 100V101H164L165 104H163V102H162V104H163V107H164V109H165V112L168 111L167 115L170 116V118H171L174 122H176V121L179 120V119H180V121H178V122L183 121V120H181V117H185V118H187V119H191V116H190V115H193V112H196V111L198 112V111H200V108H199L198 105H196V103H195L196 101H191V100L193 99V95H194L193 90L191 89V87H188V86H187V87H182V86H184V84H183L184 82H183V81H182V83H180V85H178L179 83L177 84V80H178V79L180 80V77H183V76H185V75L179 74L180 71H179L178 69H180V70H182V69L179 68V66H176L177 64H176V65L173 64V63L176 62V60H173L172 58H170V59H168V60H164ZM5 60H6V59H5ZM24 60H25V59H24ZM44 60H45V59H44ZM49 60H51V59H49ZM52 60H55V59L53 58ZM62 60H61V61H62ZM85 60H86V59H85ZM85 60H84V61H85ZM99 60H100V59H99ZM119 60H120V59H119ZM124 60H125V59H124ZM126 60H127V59H126ZM163 60H164L165 62H164ZM199 60H200V59H199ZM199 60H198V61H199ZM213 60H215V62H216V58L213 59ZM218 60H217V61H218ZM224 60H225V59H224ZM15 61H16V60H15ZM15 61H14V62H15ZM30 61H31V60H30ZM38 61H39V60H38ZM78 61H79V60H78ZM122 61H123V60H122ZM134 61H135V60H134ZM167 61H168V62H167ZM205 61H206V60H205ZM3 62H4V61H3ZM63 62H64V60H63ZM79 62H80V61H79ZM101 62H102V61H101ZM119 62H120V61H119ZM137 62H138V61H137ZM209 62H210V61H209ZM213 62H214V61H213ZM215 62H214V65H215ZM29 63H30V62H29ZM37 63H38V62H37ZM43 63H44V62H43ZM64 63H65V62H64ZM66 63H67V62H66ZM76 63H77V62H76ZM81 63H82V62H81ZM81 63H80V64H81ZM83 63H85V62H83ZM86 63H87V62H86ZM86 63H85V64H86ZM88 63H89V62H88ZM170 63H171V64H170ZM179 63H180V62H179ZM203 63H204V61H203ZM216 63H217V62H216ZM219 63H221V62H219ZM227 63H228V62H227ZM227 63H226V64H227ZM1 64H2V63H1ZM22 64L24 65V63H22ZM57 64H58V61H57ZM71 64H72V63H71ZM73 64H74V63H73ZM133 64H134V63H133ZM150 64H151V63H150ZM209 64H211V63H209ZM222 64L224 65V63H222ZM226 64H225L224 66H226ZM232 64H233V63H232ZM17 65H18V64H17ZM23 65H22V66H23ZM44 65H45V64H44ZM44 65H41V66H39V67L37 66V68H40V67H42V66H44ZM54 65H56V64H54ZM58 65H59V64H58ZM88 65H89V64H87V66H88ZM216 65H217V64H216ZM228 65H229V64H228ZM67 66H68V65H67ZM135 66H136V65H135ZM146 66H145V68L143 67V70H148V68H146ZM211 66H212V65H211ZM233 66H235V65H233ZM19 67H20V65H19ZM24 67H26V66H24ZM136 67H137V66H136ZM136 67H135V68H136ZM138 67H137V68H138ZM161 67H162V66H161ZM192 67H193V66H192ZM214 67H215V66H214ZM218 67H219V66H218ZM230 67H231V66H230ZM3 68H7V65H6L5 67H3ZM46 68H48V67H46ZM50 68H51V67H50ZM59 68H60V67H59ZM89 68H90V67H89ZM133 68H134V67H131V69L128 68L129 70L125 71L124 74H125V75H128V76H132V75H134V74L136 73V71H135V73L133 74V71H134V69H135V68H134V69H133ZM149 68H150V67H149ZM157 68H158V67H157ZM159 68H160V67H159ZM235 68H236V67H235ZM8 69H9V68H8ZM183 69H186V67H184ZM229 69H230V68H229ZM16 70H17V69H16ZM21 70H22V69H21ZM38 70L41 71V69H38ZM44 70H46V69H44ZM135 70H136V69H135ZM139 70H140V69H139ZM139 70H138V71H139ZM215 70H216V69H215ZM215 70H212V71L210 72L211 75L214 73V74H213V89H214V91L217 92L218 90H216V89H219V90L221 89L222 91L225 90L224 93H226V95H227L228 97L231 96V95H233V94H234V92H233L234 90L230 89V87H231V83L225 82V80L222 81V80H221L222 77L219 76V74L215 73ZM227 70H228V69L226 68V71H227ZM233 70H236V69H233ZM19 71H20V70H19ZM26 71H27V70H26ZM42 71H43V70H42ZM48 71H49V70H48ZM51 71H52V70H50V74H51ZM107 71H108V70H107ZM157 71H158V70H157ZM172 71H173V70H172ZM188 71H189V70H188ZM191 71H192V69H191ZM221 71H222V70H221ZM237 71H238V70H237ZM2 72H3V71H2ZM15 72H16V71H15ZM46 72H47V71H46ZM46 72H45V73H46ZM57 72H58V71H57ZM111 72H112V71H111ZM140 72H141V71H140ZM146 72H147V71H146ZM158 72H159V71H158ZM192 72H193V71H192ZM232 72H233V71H232ZM234 72H235V71H234ZM41 73H42V72H41ZM53 73H55V72H53ZM149 73H150V72H149ZM174 73H175V74H174ZM194 73H195V72H194ZM230 73H231V71H230ZM235 73H237V72H235ZM235 73H232V76H235V75H236ZM1 74H2V73H1ZM43 74H44V73H43ZM50 74H49V75H50ZM59 74H60V73H59ZM139 74L141 75V73H139ZM145 74H146V73H145ZM145 74H144V75H141V76L145 77ZM150 74H151V73H150ZM150 74H149V75H150ZM227 74H228V73H227ZM233 74H235V75H233ZM40 75H41V74H40ZM149 75H148V76L146 75V76L149 77ZM158 75H160V74H158ZM229 75H230V74H229ZM240 75H241V74H239V76H240ZM60 76H61V75H60ZM113 76H114V75H113ZM122 76H123V75H122ZM186 76H187V75H186ZM188 76H189V75H188ZM188 76H187V78H188ZM196 76H197V75H196ZM222 76H223V75H222ZM232 76H231V77H232ZM241 76H242V75H241ZM58 77H59V76H58ZM61 77H62V76H61ZM119 77L122 78L121 76H119ZM136 77H137V76H136ZM138 77H139V76H138ZM157 77H158V76H157ZM227 77H228V76H227ZM231 77H230V78H231ZM237 77H238V74H237ZM243 77H244V76H243ZM243 77H242V78H243ZM21 78H22V77H21ZM43 78H45L44 75H43ZM46 78L49 79V78L47 77V75H46ZM50 78H51V77H50ZM54 78H55V77H54ZM70 78H71V77H70ZM106 78L108 79V77H106ZM109 78H110V77H109ZM114 78H115V77H114ZM123 78H124V76H123ZM219 78H220V79H219ZM239 78H240V77H239ZM55 79H56V78H55ZM61 79H62V78H61ZM100 79H101V76H100ZM118 79H119V78H118ZM131 79H132V78H131ZM162 79H161V80H162ZM190 79L193 80L192 78H189L188 82L190 81ZM227 79H228V78H227ZM235 79L237 80L238 78H235ZM240 79H241V78H240ZM9 80H11V79H9ZM27 80H28V79H27ZM49 80L52 81L51 79H49ZM59 80H60V79H59ZM62 80H63V79H62ZM65 80H66V76H65ZM68 80H69V78H68ZM101 80H102V79H101ZM119 80H120V79H119ZM121 80H122V79H121ZM129 80H130V79H129ZM129 80H128V81H129ZM132 80H136V79H132ZM185 80H186V79H185ZM197 80H198V79H197ZM197 80H196V82H197ZM229 80H230V79H229ZM232 80H233V79H232ZM243 80H244V78H243ZM24 81H25V80H24ZM42 81H43V80H42ZM47 81H48V80H47ZM104 81H105V80H104ZM125 81H126V80H125ZM238 81H240V80L238 79ZM238 81H237V82H238ZM20 82H21V81H20ZM22 82H23V80H22ZM22 82H21V83H22ZM25 82H26V81H25ZM27 82H28V81H27ZM136 82H138V81H136ZM169 82H173V83L170 85ZM192 82H193V81H192ZM192 82L190 81V83H192ZM194 82H195V81H194ZM194 82L192 83V85L195 84ZM229 82H230V81H229ZM232 82H233V81H232ZM235 82H236V81H235ZM237 82H236V83H237ZM242 82H243V81H242ZM3 83H4V82H3ZM7 83H8V82H7ZM238 83H239V82H238ZM243 83H244V82H243ZM0 84H1V83H0ZM97 84H98V83H97ZM115 84H119V85H120L119 82H118V83L115 82ZM115 84H114V85H115ZM122 84L125 85L126 83L124 84V82H123ZM143 84H145V83H143ZM157 84H158V83H157ZM187 84H188V83H187ZM196 84H197V83H196ZM196 84H195V85H196ZM233 84H234V83H233ZM245 84H247V82H246ZM19 85H20V84H19ZM22 85H23V84H21V86H22ZM50 85H51V84H50ZM123 85H121V86H123ZM127 85H128V84H127ZM138 85H140V84L138 83ZM138 85H136L135 87H136V88L139 87ZM215 85H217V86H215ZM218 85H219V86H218ZM241 85H242V84H241ZM45 86H46V85H45ZM111 86H112V85H111ZM129 86H131V85L129 84ZM133 86H134V85H133ZM143 86H144V85H143ZM197 86H198V85H197ZM235 86H236V85H235ZM239 86H240V85H239ZM246 86H247V85H246ZM15 87H16V85H15ZM40 87H41V86H40ZM109 87H110V86H109ZM125 87H127V86H125ZM140 87H142V86H140ZM144 87H145V86H144ZM156 87H157V86H156ZM233 87H234V86H233ZM1 88H2V87H1ZM1 88H0V89H1ZM18 88H19V87H18ZM23 88H24V87H23ZM116 88H117V87H116ZM122 88H124V87H122ZM122 88H121V89H122ZM158 88H159V87H158ZM231 88H232V87H231ZM4 89L7 90L6 88H4ZM4 89H3V90H4ZM15 89H16V88H15ZM33 89H34V88H33ZM35 89H36V88H35ZM40 89H41V88H40ZM46 89H47V88H46ZM106 89H108V88H106ZM106 89H105V90H106ZM114 89H115V88H113V90H110V91L114 92V91H115ZM126 89H127V88H126ZM142 89H144V88H142ZM233 89H235V88H233ZM237 89H240V88H237ZM245 89H246V87H245ZM252 89H253V88H251V86L249 87V85H248V89L246 90V94H247V92L252 93V92H253ZM10 90H11V89H10ZM10 90H8V91H10ZM42 90H43V89H42ZM49 90H50V89H49ZM101 90H102V89H101ZM116 90H117V89H116ZM118 90H119V89H118ZM144 90H145V89H144ZM25 91H26V90H25ZM29 91H31V90H29ZM38 91H39V90H38ZM92 91H93V90H92ZM103 91H104V90H103ZM106 91H107V90H106ZM131 91H132V90H131ZM142 91H143V90H142ZM222 91H221V92H222ZM227 91H228V92H227ZM235 91L238 92V90H236V89H235ZM243 91H244V90H243ZM4 92H5V91H4ZM26 92H28V90H27ZM26 92H24V93H26ZM90 92H91V90H90ZM194 92H195V91H194ZM239 92H241V91H239ZM32 93H33V92H32ZM34 93H35V92H34ZM41 93H42V92H41ZM94 93H95V91H94ZM128 93H129V92H128ZM222 93H223V92H222ZM235 93H236V92H235ZM7 94H10V93L8 92ZM30 94H31V93H30ZM30 94H28V95H30ZM43 94H44V92H43ZM85 94H86V93H85ZM96 94H98V92H97ZM96 94H95V95H96ZM100 94H101V93H100ZM196 94L198 95L199 93L196 92L195 95H196ZM216 94H217V93H216ZM244 94H245V93H244ZM254 94H255V92H254ZM258 94H259V93H258ZM10 95H12V94H10ZM15 95H16V94H15ZM17 95H18V94H17ZM21 95H22V94H20V96H21ZM25 95H27V93H26ZM45 95H46V94H45ZM95 95H94V96H95ZM103 95H104V94H103ZM130 95H131V94H130ZM149 95H150V94H149ZM149 95H148V96H149ZM1 96H2V95H1ZM4 96H5V95L3 94V97H4ZM30 96H31V95H30ZM32 96H33V94H32ZM37 96H38V95H37ZM42 96H43V95H42ZM78 96H79V95H78ZM78 96H77V97H78ZM141 96H142V95H141ZM144 96H145V95H144ZM144 96H143V97H144ZM160 96H161V94H160ZM222 96H223V94L221 95V97H222ZM227 96H226V97H227ZM237 96H239V95H237ZM244 96H245V95H244ZM244 96H243V97H244ZM3 97H1V98H3ZM11 97H12V96H11ZM17 97H19V95H18ZM17 97L15 98V100L17 99ZM45 97H46V96H45ZM95 97H96V96H95ZM122 97H123V95H122ZM146 97H147V96H146ZM198 97H201V96L198 95ZM198 97H197V98H198ZM215 97H216V96H215ZM226 97H225V98H226ZM231 97H232V96H231ZM241 97H242V96H241ZM241 97H240V99H241ZM249 97H250V96H249ZM5 98H6V96H5ZM12 98H13V97H12ZM39 98H40V97H39ZM47 98H48V97H47ZM47 98H46V100H47ZM49 98H50V96H49ZM57 98H58V97H57ZM73 98H74V97H73ZM73 98H72V99H73ZM147 98H148V97H147ZM161 98H162V97H161ZM238 98H239V97H238ZM250 98H251V97H250ZM255 98H256V97H255ZM54 99H55V101H56V98H55V97H54ZM63 99H64V98H63ZM63 99H62V100H63ZM70 99H71V98H70ZM70 99H69V100H70ZM118 99H120V96H119ZM118 99H117V100H118ZM126 99H127V98H126ZM139 99H140V98H139ZM141 99H142V98H141ZM144 99H145V98H144ZM149 99H150V98H149ZM194 99H195V98H194ZM202 99H203V98H202ZM219 99H220V97H219ZM219 99L217 98V101H218ZM229 99H230V98H229ZM229 99H228V100H229ZM231 99H232V98H231ZM233 99H234V98H233ZM253 99H254V97H253ZM1 100H2V99H1ZM9 100H10V99H9ZM9 100H8V101H9ZM19 100H20V98H19ZM67 100H68V99H67ZM134 100H135V98H134ZM136 100H137V99H136ZM197 100L199 101V99H197ZM256 100H257V98H256ZM258 100H260V99H258ZM10 101H11V100H10ZM21 101H22V99H21ZM21 101H19V102H21ZM23 101H24V100H23ZM25 101H26V99H25ZM34 101H35V100H34ZM52 101H54V100H52ZM65 101H66V100H65ZM78 101H79V100H78ZM113 101H115V100H113ZM113 101L111 100V102H113ZM142 101H143V100H142ZM147 101H148V99H147ZM201 101H202V100H201ZM215 101H216V100H215ZM219 101H220V100H219ZM221 101H222V98H221ZM242 101H243V100H242ZM247 101H249V100H247ZM250 101H251V100H250ZM254 101H255V100H253V102H254ZM12 102H13V101H12ZM28 102L30 103V101H28ZM101 102H102V101H101ZM104 102H105V101H104ZM139 102H141V100H140ZM139 102H138V103H139ZM222 102H223V101H222ZM227 102H228V101H227ZM49 103H50V102H49ZM98 103H99V101H98ZM102 103H103V102H102ZM102 103H101V104H102ZM149 103H150V102H149ZM200 103H202V102H200ZM228 103H229V102H228ZM1 104H2V102H1ZM5 104H6V103H5ZM8 104H9V103H8ZM25 104H26V103H25ZM25 104H24V105H25ZM53 104H54V103H53ZM67 104H68V102H67ZM141 104H142V102H141ZM146 104H147V103H146ZM203 104H204V103H203ZM216 104H217V103H216ZM221 104H222V103H221ZM236 104H237L238 106H240L238 103H236ZM244 104H245V103H244ZM252 104H253V103H252ZM11 105H12V104H11ZM19 105H20V104H19ZM26 105H27V104H26ZM28 105H29V104H28ZM32 105H33V103H32ZM40 105H41V104H40ZM54 105H55V104H54ZM134 105H135V104H134ZM201 105H202V104H201ZM204 105H205V104H204ZM204 105H203L202 107H204ZM226 105H227V103H226ZM21 106H22V105H21ZM98 106H99V105H98ZM219 106H220V105H219ZM227 106H228V105H227ZM232 106H233V105H232ZM241 106H242V105H241ZM247 106H248V105H247ZM8 107H9V106H8ZM8 107H6V108H8ZM70 107H71V105H70ZM144 107H147V105H145ZM262 107H264V106H262ZM3 108H4V106H3ZM17 108H18V107H17ZM32 108H34V105H33ZM64 108H66V107H64ZM64 108H63V109H64ZM76 108H77V107H76ZM222 108H223V107H222ZM233 108H234V107H233ZM243 108H244V107H243ZM28 109L31 110V107L28 108ZM34 109H35V108H34ZM70 109H71V108H70ZM116 109H117V108H116ZM164 109H163V111H164ZM203 109H204V108H203ZM234 109H235V108H234ZM23 110H24V109H23ZM36 110H37V107H36ZM148 110H149V109H148ZM235 110H236V109H235ZM237 110H238V109H237ZM247 110H248V109H247ZM249 110H250V109H249ZM6 111H7V109H6ZM16 111H17V110H16ZM21 111H22V110H21ZM141 111H142V110H141ZM243 111H244V110H243ZM252 111H253V110H252ZM263 111H264V110H263ZM10 112H11V111H8V113H10ZM144 112H145V111H144ZM165 112H164V113H165ZM186 112H187V114H185ZM247 112H248V111H247ZM0 113H2V112L0 111ZM38 113H39V112H38ZM219 113H220V112H219ZM244 113H245V112H244ZM256 113H257V112H256ZM260 113H261V112H260ZM4 114H5V113H4ZM10 114H11V113H10ZM10 114H9V115H10ZM12 114H13V112H12ZM16 114H17V113H16ZM16 114H15V115H16ZM36 114H37V113H36ZM198 114H199V113H198ZM251 114H252V113H251ZM7 115H8V114H7ZM13 115H14V114H13ZM19 115H21V114L19 113ZM165 115H166V114H165ZM165 115H164V116H165ZM225 115H226V114H225ZM238 115H239V114H238ZM144 116H145V115H144ZM234 116H235V115H234ZM258 116H259V114H258ZM258 116H257V117H258ZM7 117H8V116H7ZM10 117H11V116H10ZM16 117H17V116H16ZM30 117H31V116H30ZM96 117H97V116H96ZM121 117H123V116H121ZM121 117H120V118H121ZM124 117H125V116H124ZM165 117H166V116H165ZM249 117H250V115H249ZM257 117H256V118H257ZM19 118H20V116H19ZM21 118H22V117H21ZM31 118H32V117H31ZM185 118H184V119H185ZM192 118H194V117H192ZM252 118H253V117H252ZM4 119H5V118H4ZM253 119H254V122H255V114H254V118H253ZM1 120H2V119H1ZM18 120H19V119H18ZM98 120H99V119H98ZM139 120H141V119H139ZM142 120H143V119H142ZM168 120H169V119H168ZM192 120H193V119H192ZM194 120H195L196 122H199V118H197V117L194 118ZM19 121H20V120H19ZM77 121H78V120H77ZM90 121H93V120H90ZM132 121H133V120H132ZM146 121H147V120H146ZM170 121H171V120H170ZM256 121H257V119H256ZM4 122H5V121H4ZM9 122H10V121H9ZM33 122H34V121H33ZM38 122H39V121H37V124H38ZM81 122H82V121H81ZM85 122H86V121H85ZM85 122H84V123H85ZM87 122H88V121H87ZM118 122H120V121H118ZM187 122H188V121H187ZM238 122H239V121H238ZM258 122H259V119H258ZM258 122H257V123H258ZM1 123H2V122H1ZM1 123H0V124H1ZM12 123H14V122H12ZM84 123H83V125H84ZM133 123L135 124V121H134ZM133 123H132V124H133ZM137 123H138V120H137ZM202 123L205 124V121H202ZM255 123H256V122H255ZM6 124H7V123H6ZM14 124H15V123H14ZM39 124H40V123H39ZM85 124H86V123H85ZM88 124H89V123H88ZM115 124H116V123H115ZM115 124H114V125H115ZM117 124H118V123H117ZM129 124H131V122H130ZM132 124H131V125H132ZM134 124H133V125H134ZM142 124H143V123H142ZM146 124H147V123H146ZM173 124H175V123H173ZM178 124H179V123H178ZM199 124H200V123H199ZM263 124H264V123H263ZM131 125H130V127H131ZM133 125H132V126H133ZM143 125H144V124H143ZM190 125H191V124H190ZM0 126H1V125H0ZM2 126H3V124H2ZM16 126H17V125H16ZM79 126H80V125H79ZM81 126H82V125H81ZM84 126H87V125H84ZM137 126H138V125H137ZM145 126H147V125H145ZM150 126H151V125H150ZM152 126H153V125H152ZM175 126L177 127V125H175ZM252 126H253V125H252ZM9 127H10V126H9ZM14 127H15V125H14ZM89 127L91 128L90 125H89ZM116 127H117V126H116ZM138 127H139V126H138ZM148 127H149V126H148ZM180 127H181V126H180ZM202 127H203V126H202ZM202 127H201V128H202ZM10 128L13 129V127H10ZM98 128H99V127H98ZM114 128H115V127H114ZM125 128H127V127H125ZM128 128H129V125H128ZM128 128L126 129L127 132H128ZM177 128H178V127H177ZM193 128H194V126H193ZM196 128H199V129L201 130L200 127H197V126H196L195 129H196ZM206 128H207V127H206ZM255 128L257 129V127H255ZM261 128H263V127H261ZM8 129H9V128H8ZM112 129H113V128H112ZM123 129H124V128H123ZM123 129H122V130H123ZM135 129H136V128H135ZM143 129H144V128H143ZM146 129H147V128H146ZM154 129H156V126H154ZM179 129H180V128H179ZM202 129H203V128H202ZM207 129H208V128H207ZM207 129L203 130V133H209V130H207ZM4 130H5V129H4ZM13 130H15V128H14ZM16 130H17V128H16ZM63 130H64V129H63ZM90 130H91V129H90ZM110 130H111V129H110ZM126 130H125V131H126ZM148 130H149V128H148ZM152 130H153V129H152ZM180 130L182 131L183 129L181 128ZM192 130H193V129H192ZM196 130H197V129H196ZM200 130H197V131L200 132ZM2 131H3V130H2ZM7 131H8V130H7ZM58 131H59V130H58ZM58 131H57V132H58ZM61 131H62V130H61ZM65 131H66V130H65ZM117 131H119V130H117ZM129 131H130V130H129ZM139 131H140V130H139ZM141 131H142V130H141ZM161 131H164V130H163V129H162V130H155V131L153 130L154 134H155V135H158V136H156V139L153 141L154 144H156V143H160V142L163 140V135H164L165 133H164L163 135H160L159 132H161ZM184 131H188V130H185V129H184ZM184 131H183V132H184ZM201 131H202V130H201ZM63 132H64V131H63ZM151 132H152V131H151ZM260 132H261V131H260ZM1 133H2V132H1ZM3 133H4V132H3ZM52 133H53V134H52ZM52 133H51V135H54V133L56 134V131H55V132H52ZM113 133H114V132H113ZM119 133H120V132H119ZM121 133H122V132H121ZM121 133H120V134H121ZM124 133H125V132H124ZM135 133H136V132H135ZM146 133H147V132H146ZM58 134H60V133H58ZM63 134H64V133H63ZM149 134H151V133L149 132L148 135H149ZM1 135H2V134H1ZM48 135H49V134L47 133L46 136H44V135H43V136H44V137H47V139H49V138H48ZM51 135H50V138H51ZM121 135L125 136V134H121ZM133 135H134V134H133ZM133 135H132V137H133ZM219 135H220V134H219ZM226 135H227V134H226ZM228 135H229V134H228ZM263 135H264V134H263ZM108 136H109V135H108ZM114 136H115V135H114ZM209 136H210V135H209ZM229 136H230V135H229ZM3 137H4V135H3ZM14 137H15V136H14ZM33 137H35V136H33ZM44 137H43V138H44ZM55 137H56V136H55ZM65 137H66V136H65ZM81 137H82V136H81ZM85 137H86V136H85ZM85 137H84V138H85ZM109 137H110V136H109ZM117 137H118V136H117ZM119 137H120V136H119ZM121 137H122V136H121ZM125 137H126V136H125ZM138 137H139V136H138ZM141 137H142V136H141ZM152 137H153V136H152ZM175 137H176V136H175ZM226 137H227V136H226ZM35 138H36V137H35ZM76 138H77V136H76ZM106 138H107V137H106ZM115 138H116V137H115ZM136 138H137V134H136ZM136 138H135V139H136ZM164 138H165V137H164ZM224 138H225V137H224ZM231 138L233 139V136H232ZM0 139H1V138H0ZM6 139H7V136H6ZM8 139H9V138H8ZM15 139H16V138H15ZM15 139H13V140H15ZM87 139H89V138H87ZM107 139H108V138H107ZM117 139H118V138H117ZM148 139H149V138H148ZM153 139H154V138H153ZM185 139H186V138H185ZM219 139H220V138H219ZM2 140H3V139H2ZM19 140H20V139H19ZM38 140H39V138H38ZM73 140H74V139H73ZM79 140H80V139H79ZM105 140H106V139H104V141H105ZM119 140H120V139H119ZM130 140H131V139H130ZM140 140H141V139H140ZM151 140H152V139H151ZM220 140H221V139H220ZM233 140H234V139H233ZM233 140H231V141H233ZM3 141H4V140H3ZM6 141H7V140H6ZM9 141H11V140H9ZM15 141H16V140H15ZM36 141H37V140H36ZM45 141H46V140H45ZM114 141H115V140H114ZM137 141H138V140H137ZM167 141H168V140H167ZM175 141H176V140H175ZM175 141H173V142H175ZM177 141H178V140H177ZM191 141H192V140H191ZM191 141H190V142H191ZM196 141H197V139H196ZM200 141H201V140H200ZM202 141H205V142H206V141H208V140L203 138ZM224 141H225V140H224ZM224 141H223V143H225ZM32 142H33V141H32ZM34 142H35V141H34ZM37 142H40V141H37ZM46 142H47V141H46ZM48 142H49V141H48ZM112 142H113V141H112ZM117 142H118V141H117ZM122 142H123V141H122ZM179 142H180V143H178V142H177V143L180 145V148H178L179 146H178V147H172L173 144H169V145L166 144L167 146H166V145L164 146V144H163L164 149H165V148H172V149H173L174 151H176V152H177V150H178V151H179V150H180V151L183 150L182 152H184V150L194 151V150H191V149H197V148H199V147L201 146L200 144L195 145L196 143L193 144V145H190V143H189V142H186V141H179ZM193 142H194V141H193ZM218 142H219V141H216V143H214L213 145H210V144H209V145H204L203 147H204V149L206 148L208 151H213V150L215 151L216 148L219 149L218 147H221V146H219ZM227 142H230V141H227ZM236 142H237V141H236ZM6 143H7V142H6ZM26 143H27V142H26ZM41 143H42V142H41ZM119 143H120V142H119ZM123 143H124V142H123ZM127 143H128V142H127ZM133 143H134V142H133ZM133 143H132V144H133ZM138 143H139V142H138ZM138 143H135V144H138ZM142 143H145V142H142ZM142 143H141V144H142ZM153 143H148V144H147V148H149V149H151V147L153 148V145H154ZM166 143H167V142H166ZM223 143H222V144H223ZM230 143H231V142H230ZM232 143H233V142H232ZM33 144H35V143H33ZM42 144H43V143H42ZM45 144H46V143H45ZM47 144H48V143H47ZM72 144H73V143H72ZM72 144H70V145H72ZM110 144H111V143H110ZM113 144H114V143H113ZM125 144H126V142H125ZM141 144H139V145H141ZM174 144H175V143H174ZM201 144H202V143H201ZM235 144H236V143H235ZM18 145H19V144H18ZM64 145H65V144H64ZM68 145H69V144H68ZM68 145H67V146H68ZM100 145H101V144H100ZM156 145H157V148L160 146V145L158 146V144H156ZM226 145H227V144H226ZM229 145H230V144H229ZM239 145H240V144H239ZM58 146H59V145H58ZM73 146H74V145H73ZM79 146H80V145H79ZM98 146H99V145H98ZM102 146H103V145H102ZM131 146H132V145H131ZM141 146H142V145H141ZM161 146H162V145H161ZM205 146H208V147H205ZM31 147H32V146H31ZM35 147H36V145H35ZM81 147H82V146H81ZM133 147H134V145H133ZM144 147H146V146H144ZM225 147H227V146H225ZM233 147H234V146H233ZM240 147H241V146H240ZM242 147H243V146H242ZM3 148H4V146H3ZM28 148H29V147H28ZM32 148H33V147H32ZM32 148H31V149H32ZM65 148H66V147H65ZM99 148H100V147H99ZM130 148L133 149L132 147H130ZM157 148H156V149H157ZM159 148H160V147H159ZM223 148H224V147H223ZM227 148H228V147H227ZM25 149H26V148H25ZM34 149H35V148H33L32 150H34ZM38 149H39V148H38ZM114 149H116V148H114ZM131 149H130V150H131ZM134 149H135V148H134ZM134 149H133V150H134ZM136 149H137V148H136ZM141 149H142V148H141ZM160 149H161V148H160ZM160 149H157L158 152H159ZM200 149H201V148H200ZM202 149H203V148H202ZM202 149H201V150H202ZM206 149H205V150H206ZM225 149H226V148H225ZM233 149H234V148H233ZM235 149H237V148H235ZM235 149H234V150H235ZM241 149H242V148H241ZM19 150H20V149H19ZM36 150H37V149H36ZM36 150H35V151H36ZM67 150H68V149H67ZM67 150H65V151H67ZM81 150H82V149H81ZM110 150H111V149H110ZM127 150H128V149H127ZM157 150H156V151H157ZM165 150H166V149H165ZM167 150H169V149H167ZM173 150H172V151H173ZM198 150H199V149H198ZM198 150H197V151H198ZM201 150H200V151H201ZM205 150H204V151H205ZM219 150H220V149H219ZM229 150H230V149H229ZM0 151H2V150L0 149ZM10 151H11V150H10ZM13 151H14V150H13ZM13 151H12V152H13ZM73 151H74V150H73ZM73 151H70V152L72 153ZM75 151H76V149H75ZM101 151H103V150H101ZM118 151H119V150H118ZM128 151H129V150H128ZM136 151H138V150H136ZM140 151H141V152H144V151H142V150H140ZM156 151H155V152H156ZM161 151H163V149H162ZM169 151H170V150H169ZM174 151H173V152H174ZM208 151H207V153H208ZM214 151H213V152H214ZM226 151H227V150H226ZM230 151H231V150H230ZM12 152H11V153H12ZM23 152H25V151H23ZM31 152H32V151H31ZM67 152H69V151H67ZM119 152H121V151H119ZM125 152H126V151H125ZM125 152L122 153V155H120V157L123 156V154H125ZM155 152H154V153H155ZM165 152H166V151H165ZM167 152H168V151H167ZM173 152H169V154H170V153L172 154ZM198 152H199V151H198ZM217 152H219V151H217ZM232 152H233V151H232ZM237 152H239V151L237 150ZM11 153H10V154H11ZM13 153H15V152H13ZM19 153H20V152H19ZM29 153H30V152H29ZM59 153H60V151H59ZM114 153H115V152H114ZM127 153H128V152H127ZM127 153H126L125 155H128ZM130 153H131V152H130ZM130 153H129V154H130ZM133 153H135V151H134ZM133 153H131V154L133 155ZM154 153H151V154L153 155ZM160 153H162V152H160ZM160 153H158V154H160ZM179 153H180V152H179ZM192 153H195V152H192ZM225 153H227V152H225ZM21 154H23V153H21ZM25 154H26V153H25ZM31 154H32V153H31ZM31 154H29V155H31ZM67 154H68V153H67ZM74 154H75V153H74ZM91 154H92V153H91ZM108 154H109V153H108ZM155 154H157V153H155ZM155 154H154V155H155ZM167 154H168V153H167ZM174 154H175V152H174ZM174 154H172V155L175 156ZM176 154H177V153H176ZM228 154H229V153H228ZM239 154H240V153H239ZM13 155H14V154H13ZM23 155H24V154H23ZM27 155H28V153H27ZM55 155H56V154H55ZM55 155H54V156H55ZM57 155H58V154H57ZM76 155H77V154H76ZM105 155H107V154H105ZM113 155H114V154H113ZM125 155H124V156H125ZM132 155H131V156H132ZM138 155H139V154H138ZM140 155H141V154H140ZM143 155H144V154H143ZM147 155H149V154H147ZM147 155L145 154V157L149 159V157H147ZM162 155H164V152H163ZM165 155H166V154H165ZM181 155H182V154H181ZM235 155H236V154H235ZM4 156H5V155H4ZM19 156H22V155H19ZM19 156H18V158H19ZM32 156H35V155H32ZM36 156H37V155H36ZM52 156H53V154H52ZM67 156H68V155H67ZM92 156H93V154H92ZM103 156H104V155H103ZM107 156H108V155H107ZM117 156H118V155H117ZM149 156H150V155H149ZM160 156H161V155H160ZM169 156H170V155H169ZM230 156H231V155H230ZM5 157H6V156H5ZM73 157H74V156H72V158H73ZM99 157H100V156H99ZM99 157H98V160L102 159V158L99 159ZM101 157H102V156H101ZM120 157H115V159H116V158H117V159L119 158L118 160H122ZM137 157H138V156H137ZM153 157H155V156H153ZM162 157H163V156H162ZM7 158H8V157H7ZM7 158H6V159H7ZM9 158H10V157H9ZM23 158H25V157H23ZM26 158H27V157H26ZM32 158H33V157H32ZM36 158H37V157H36ZM53 158H54V157H53ZM60 158H61V157H60ZM69 158H71V156H70ZM74 158H75V157H74ZM104 158H105V156H104ZM108 158H109V157H108ZM111 158H112V156H111ZM138 158H139V157H138ZM150 158H151V157H150ZM157 158H158V157H157ZM164 158H166V157H164ZM177 158H179V157H177ZM177 158H176V159H177ZM202 158H203V157H202ZM12 159H13V158H12ZM14 159H15V158H14ZM19 159H20V158H19ZM34 159H35V158H34ZM87 159H88V158H87ZM92 159H93V158H92ZM141 159H142V158H141ZM15 160H16V159H15ZM24 160H25V159H24ZM26 160L29 161V159H26ZM32 160H33V159H32ZM74 160H76V159H74ZM123 160H124V159H123ZM134 160H135V159H134ZM144 160H145V159H144ZM156 160H157V159H156ZM159 160H160V159L158 158V161H159ZM197 160H198V159H197ZM197 160H194V159H193L192 161L195 162V161H197ZM8 161H9V160H8ZM13 161H14V160H13ZM60 161H61V160H60ZM101 161H102V160H101ZM101 161H98V162L101 163ZM105 161H106V160H105ZM129 161H131V160H129ZM132 161H133V160H132ZM132 161H131V163H133ZM152 161H153V160H152ZM152 161H151V162H152ZM154 161H155V160H154ZM167 161H168V159H167ZM170 161H171V163L173 162L172 160H170ZM177 161H178V160H177ZM181 161H182V160H181ZM181 161H180V164L182 163ZM185 161H186V159H185ZM192 161H191V163H192ZM229 161H230V160H229ZM229 161H228V162H229ZM24 162H25V161H24ZM40 162H41V161H40ZM55 162H56V161H55ZM57 162H58V161H57ZM67 162H69V161H67ZM96 162H97V161H96ZM96 162H94V164H95ZM124 162H125V161H124ZM124 162H123V164H124ZM143 162H146V161H143ZM163 162H164V161H163ZM168 162H169V161H168ZM197 162H198V161H197ZM0 163H1V162H0ZM5 163H6V161H5ZM17 163H18V161H17ZM50 163H51V162H50ZM59 163H60V162H59ZM109 163H110V162H109ZM126 163H128V162L126 161ZM129 163H130V162H129ZM139 163H140V162H139ZM141 163H142V162H141ZM147 163H148V162H147ZM155 163H157V162L155 161ZM158 163H159V162H158ZM176 163H177V162H176ZM191 163H189V164H191ZM195 163H196V162H195ZM21 164H22V163H21ZM25 164H26V163H24V166H25ZM34 164H35V163H34ZM40 164H41V163H40ZM40 164H39V165H40ZM61 164H62V163H61ZM65 164H66V163H65ZM77 164H78V163H77ZM97 164H99V163H97ZM101 164H102V163H101ZM119 164H120V163H119ZM123 164H122V165H123ZM133 164H136V163L134 162ZM133 164H131V165H133ZM151 164H152V163H151ZM159 164H162V163H159ZM164 164H165V163H164ZM164 164H163V166H172V165H170V164H169V165H164ZM172 164H173V163H172ZM184 164L186 165V163H184ZM184 164H183V165H184ZM189 164H188V165H189ZM196 164H197V163H196ZM213 164H214V163H213ZM5 165H7V164H5ZM5 165H3V166H5ZM12 165H13V164H12ZM41 165H42V164H41ZM49 165H50V164H49ZM103 165H104V164H103ZM137 165H138V164H137ZM149 165H150V164H149ZM153 165H155V164L153 163ZM173 165H174V164H173ZM193 165H194V164L192 163V166H193ZM198 165H199V164H198ZM217 165H218V164H217ZM14 166H15V164H14ZM17 166H18V165H17ZM20 166H21V165H20ZM31 166H32V165H31ZM50 166H51V168H52V165H50ZM67 166H68V164H67ZM99 166H100V165H99ZM105 166H106V165H105ZM134 166H136V165H134ZM138 166H141V165L139 164ZM143 166H144V165H143ZM147 166H148V165H147ZM160 166H161V165H160ZM163 166H162V167H163ZM174 166L176 167V165H174ZM1 167H2V166H1ZM46 167H48V164H47L46 166H44V168H46ZM58 167H59V166H58ZM96 167H97V165H96ZM125 167H127V166H125ZM150 167H151V165H150ZM155 167H157V166H155ZM175 167H174V168H175ZM177 167H178V166H177ZM199 167H200V166H199ZM17 168H18V167H17ZM38 168H39V167H38ZM41 168H42V167H41ZM56 168H57V167H56ZM61 168H62V167H61ZM79 168H80V167H79ZM83 168H84V166H83ZM92 168H93V167H92ZM127 168H128V167H127ZM136 168H137V166H136ZM141 168H142V167H140V169H141ZM147 168H148V167H147ZM174 168L172 167V169H174ZM194 168H195V167H194ZM202 168H203V167H202ZM214 168H215V167H214ZM221 168H222V166H221ZM235 168H236V167H235ZM4 169L6 170V168H4ZM14 169H15V167H14ZM25 169H26V168H25ZM36 169H37V168H36ZM59 169H60V168H59ZM87 169H88V168H86V170H87ZM97 169H98V168H97ZM108 169H109V168H108ZM113 169H114V168H113ZM137 169H138V168H137ZM143 169H144V168H143ZM152 169H153V168H152ZM170 169H171V167H170ZM195 169H196V168H195ZM199 169H200V168H199ZM228 169H229V167H228ZM1 170H2V169H1ZM5 170H4V171H5ZM33 170H34V169H33ZM38 170H39V169H38ZM53 170L55 171V168H54ZM57 170H58V169H57ZM63 170H64V169H63ZM67 170H68V169H67ZM72 170H73V169H72ZM76 170H77V168L75 169V171H76ZM80 170H81V169H80ZM86 170H85V172H86ZM91 170H92V169L89 168V172H90ZM98 170H99V169H98ZM100 170H101V169H100ZM102 170H103V169H102ZM133 170H134V169H133ZM164 170H165V169H164ZM167 170H168V169H167ZM174 170H176V169H174ZM179 170H180V169H179ZM231 170H232V169H231ZM12 171H14V170L12 169ZM15 171H16V170H15ZM17 171H18V170H17ZM34 171H35V170H34ZM45 171H46V170H45ZM59 171H60V170H59ZM78 171H79V170H78ZM78 171H77V172H78ZM87 171H88V170H87ZM111 171H112V170H111ZM115 171H116V170H115ZM129 171H130V170H129ZM155 171H156V170H155ZM155 171L152 170V172H155ZM201 171H202V170H201ZM218 171H219V170H218ZM35 172H36V171H35ZM65 172H67V171H65ZM82 172H83V171H82ZM92 172H93V171H92ZM92 172H90V174H91ZM107 172H108V171H107ZM163 172H164V171H163ZM173 172H174V171H173ZM210 172H211V171H210ZM210 172H209V175H210ZM232 172H233V171H232ZM17 173H18V172H17ZM17 173H16V174H17ZM24 173H26V172H24ZM27 173H28V172H27ZM67 173H68V172H67ZM69 173H70V171H69ZM75 173H76V172H75ZM80 173H81V172H80ZM99 173H100V172H99ZM102 173H103V172H101V174H102ZM121 173H122V172H121ZM155 173H156V172H155ZM155 173H154V174H155ZM160 173H161V172H159V174H160ZM190 173H191V172H190ZM205 173L208 175L207 171H206ZM211 173L213 174V173H216V172H211ZM221 173H222V172H221ZM2 174H3V173H2ZM2 174H0V175H2ZM10 174H11V173H10ZM14 174H15V172H14ZM61 174H62V173H61ZM64 174H65V173H64ZM78 174H79V172H78ZM78 174H77V175H78ZM106 174H107V173H106ZM117 174H118V173H117ZM132 174H133V173H132ZM144 174H145V173H144ZM156 174H157V173H156ZM169 174L171 175V173H169ZM172 174H174V173H172ZM202 174H203V173H202ZM17 175H21V174L18 173ZM17 175H16V176H17ZM24 175H26V174H24ZM28 175H29V174H28ZM31 175H32V174H31ZM68 175H69V174H68ZM148 175H149V173H148ZM176 175H177V174H176ZM191 175H194V177H195V175H196V177H195L196 179H197L198 177H199V178L201 177L200 174L197 175V174H194V173H193V174H191ZM32 176H33V175H32ZM105 176H106V175H105ZM107 176H108V175H107ZM109 176H111V175L109 174ZM137 176H138V175H137ZM150 176H151V175H150ZM166 176H167V175H166ZM229 176H230V175H229ZM0 177H2V176H0ZM23 177H24V176L22 175V178H23ZM60 177H61V176H60ZM81 177L84 178V176H81ZM111 177H112V176H111ZM135 177H136V176H135ZM152 177H153V174H152ZM152 177H150V178H152ZM154 177H156V176H154ZM154 177H153V178H154ZM162 177H163V175H162ZM164 177H165V175H164ZM218 177H219V176H218ZM221 177H222V175H221ZM232 177H234V176H232ZM239 177H240V176H239ZM239 177H238V178H239ZM2 178H3V177H2ZM7 178H8V177H7ZM17 178H18V177H17ZM22 178H20V179H22ZM24 178H25V177H24ZM27 178H29V176H28ZM31 178H32V177H31ZM112 178H114V177H112ZM136 178H137V177H136ZM138 178H139V177H138ZM140 178H141V177H140ZM144 178H145V177H144ZM156 178H157V180H158V177H156ZM159 178H160V177H159ZM167 178H168V177H167ZM169 178H170V177H169ZM189 178H190V177H189ZM213 178H215V177H213ZM216 178H217V177H216ZM25 179H26V178H25ZM75 179H76V178H75ZM79 179H80V178H79ZM108 179H109V178H108ZM185 179H186V178H185ZM209 179H210V178H209ZM231 179H232V178H231ZM234 179H235V178H234ZM236 179H237V178H236ZM241 179H242V178H241ZM241 179H239V181H240ZM10 180H11V179H10ZM88 180H89V179H88ZM98 180H99V179H98ZM101 180H102V179H101ZM106 180H107V179H106ZM109 180H110V179H109ZM137 180H138V179H137ZM145 180H146V178H145ZM145 180H143V181H145ZM154 180H155V179H154ZM164 180H165V178H164ZM203 180H204V179H203ZM216 180H217V179H216ZM221 180H222V179H221ZM221 180H220V181H221ZM34 181H35V180H34ZM86 181H87V179H86ZM103 181H105V180L103 179ZM113 181H114V180H113ZM127 181H128V180H127ZM134 181H135V180H134ZM171 181H172V180H171ZM224 181H225V180H224ZM235 181H236V180H235ZM242 181H243V180H242ZM10 182H11V181H10ZM16 182H20V181L18 180V181H16ZM87 182H88V181H87ZM109 182H110V181H109ZM115 182H116V179H115L114 183H115ZM118 182H119V181H118ZM136 182H138V181H136ZM165 182H166V181H165ZM172 182H173V181H172ZM195 182H196V180H195ZM203 182H204V181H203ZM217 182H218V181H217ZM11 183H12V182H11ZM20 183H21V182H20ZM98 183H99V182H97V184H98ZM105 183H106V181H105ZM128 183H129V182H128ZM130 183H131V180H130ZM133 183H134V182H133ZM148 183H149V182H148ZM154 183H156V182L154 181ZM175 183H176V182H175ZM175 183H174V184H175ZM193 183H194V182H193ZM236 183H237V182H236ZM241 183H242V182H241ZM8 184H9V183H8ZM15 184H16V183H15ZM82 184H83V182H82ZM91 184H93V183H91ZM95 184H96V183H95ZM95 184H94V185H95ZM101 184H102V182H101ZM119 184H120V183H119ZM122 184H123V183H122ZM137 184H138V183H137ZM139 184H140V183H139ZM145 184H146V183H145ZM151 184H152V183H151ZM165 184H166V183H165ZM167 184H168V183H167ZM178 184H181V183H178ZM185 184H186V183H185ZM185 184H184V185H185ZM187 184H188V183H187ZM195 184H196V183H195ZM200 184H201V183H200ZM208 184H210V183H208ZM211 184H214V183L211 182ZM2 185H3V184H2ZM13 185H14V184H13ZM17 185H18V183H17ZM88 185H89V183H88ZM102 185H103V184H102ZM114 185H115V184H114ZM116 185H117V184H116ZM132 185H133V184H132ZM182 185H183V184H182ZM182 185H181V186H182ZM206 185H207V184H206ZM206 185H205V186H206ZM215 185H216V184H215ZM219 185H220V183H219ZM221 185L223 186L224 183L221 184ZM241 185H242V184H241ZM7 186H8V185H7ZM14 186L16 187V185H14ZM21 186H22V185H21ZM127 186H128V185H127ZM137 186H138V185H137ZM157 186H158V185H157ZM159 186H160V184H159ZM186 186H187V185H186ZM189 186H191V185H189ZM195 186H196L195 189H197V185H195ZM195 186H193V187H195ZM201 186H202V185H201ZM213 186H214V185H213ZM233 186H234V185H233ZM239 186H240V185H239ZM5 187H6V186H5ZM22 187H23V186H22ZM93 187H94V186H93ZM118 187H119V185H118ZM151 187H153V186H151ZM182 187H183V186H182ZM210 187H211V186H210ZM216 187H217V186H216ZM223 187H226V186H223ZM246 187H247V186H246ZM246 187L244 186V188H246ZM1 188H2V187H1ZM1 188H0V189H1ZM6 188H7V187H6ZM13 188H14V187H13ZM17 188H18V186H17L15 189H17ZM23 188H24V187H23ZM105 188H106V187H105ZM114 188H115V186H114ZM129 188H130V187H129ZM135 188H136V187H135ZM153 188H154V187H153ZM172 188H173V187H172ZM175 188L178 189L177 185L175 186ZM213 188H214V187H213ZM221 188H222V187H221ZM235 188H236V187H235ZM240 188H241V187H240ZM18 189H19V188H18ZM26 189H27V188H26ZM91 189H92V188H91ZM97 189H98V188H97ZM122 189H123V188H122ZM125 189H126V188H125ZM127 189H128V188H127ZM127 189H126V190H127ZM136 189H137V188H136ZM161 189H162V186H161ZM164 189H165V188H164ZM185 189H186V188H185ZM205 189H206V188H205ZM205 189H204V190H205ZM226 189H227V188H226ZM237 189H238V188H237ZM237 189H236V190H237ZM241 189H242V188H241ZM7 190H9V189H7ZM12 190H14V189H12ZM19 190H20V189H19ZM22 190H23V189L21 188V191H22ZM95 190H96V188H95ZM95 190H94V191H95ZM101 190H103V189H101ZM117 190H118V189H117ZM152 190H153V189H152ZM168 190L170 191V189H168ZM172 190H173V189H172ZM180 190L182 191L183 189H180ZM197 190H198V189H197ZM197 190H196V191H197ZM201 190H202V189H201ZM209 190H210V189H209ZM3 191L5 192V190H3ZM23 191H24V190H23ZM41 191H42V190H41ZM46 191H47V190H46ZM105 191H106V189H104V190L101 191V192H105ZM107 191H109V190L107 189ZM123 191H124V190H123ZM140 191H142V189H141ZM140 191H136V192H140ZM148 191H149V190H148ZM174 191H175V190H174ZM196 191H195V193H196ZM212 191H213V190H212ZM239 191H240V190H239ZM245 191H246V190H245ZM25 192H26V191H25ZM25 192H24V193H25ZM27 192H28V190H27ZM97 192H98V191H97ZM109 192H110V191H109ZM115 192H116V191H115ZM133 192H135V191H133ZM154 192H155V191H154ZM164 192H165V191H164ZM171 192H173V191H171ZM177 192H178V191H177ZM246 192H247V191H246ZM2 193H3V192H2ZM7 193H8V191H7ZM7 193H4V194H7ZM9 193H11V192H9ZM90 193H91V192H90ZM105 193H106V192H105ZM131 193H132V192H131ZM173 193H174V192H173ZM183 193H184V192H183ZM200 193H201V192H200ZM17 194H18V193H17ZM27 194H28V195H27V197H28V196H29V193H27ZM32 194H33V193H32ZM40 194H41V193H40ZM93 194H95V193L93 192ZM103 194H104V193H103ZM114 194H115V193H114ZM114 194H112V195H114ZM136 194H137V193H136ZM157 194L159 195L160 193H157ZM168 194H170V193H168ZM174 194H176V193H174ZM188 194H189V193H188ZM241 194H242V193H241ZM249 194H250V193H249ZM0 195H1V194H0ZM10 195H11V194H10ZM24 195H26V194H24ZM44 195H45V194H44ZM91 195H92V194H91ZM96 195H97V194H96ZM109 195H110V194H109ZM109 195H108V196H109ZM117 195H118V194H117ZM122 195H123V194H122ZM125 195H126V194H125ZM129 195H130V194H129ZM131 195H132V194H131ZM134 195H135V193H134ZM152 195H153V194H152ZM161 195H162V194H161ZM36 196H37V195H36ZM36 196H35V197H36ZM38 196H39V195H38ZM38 196H37V197H38ZM87 196H88V195H87ZM101 196H102V194H101ZM101 196H100V197H101ZM106 196H107V195H106ZM115 196H116V194H115ZM132 196H133V195H132ZM132 196H131V197H132ZM149 196L151 197V195H149ZM156 196H157V195H156ZM163 196H165L164 193H163ZM169 196H170V195H169ZM171 196H173V195H171ZM181 196H182V195H181ZM181 196H180V197H181ZM184 196H185V195H184ZM1 197H2V196H1ZM1 197H0V198H1ZM37 197H36V198H37ZM39 197H40V196H39ZM96 197H97V196H96ZM119 197L121 198V197H124V196H121V193H120ZM125 197H126V196H125ZM127 197H128V196H127ZM143 197H145V196H143ZM146 197H147V195H146ZM154 197H155V195H154ZM186 197H188V196H186ZM12 198H13V197H12ZM16 198H18V195H17ZM32 198H33V197H32ZM40 198H42V197H40ZM43 198H44V197H43ZM43 198H42V199H43ZM92 198H93V197H91V199H92ZM103 198H104V197H103ZM110 198H111V196H110ZM128 198H129V197H128ZM139 198H140V197H139ZM139 198H138V199H139ZM141 198H142V196H141ZM165 198H166V197H165ZM174 198H175V197H174ZM177 198H178V197H177ZM184 198H185V197H184ZM247 198H248V197H247ZM247 198H246V199H247ZM6 199H7V198H6ZM10 199H11V198H10ZM113 199H114V198H113ZM121 199H123V198H121ZM129 199H130V198H129ZM142 199H144V198H142ZM145 199H146V198H145ZM148 199H149V198H148ZM188 199L190 200V197H189ZM191 199H192V198H191ZM241 199H242V198H241ZM19 200H20V199H19ZM56 200H57V199H56ZM92 200H93V199H92ZM126 200H128V199H126ZM134 200H135V199H134ZM134 200H133V201H134ZM149 200H150V199H149ZM157 200H158V198H157ZM181 200H182V199H181ZM185 200H186V199H185ZM192 200H193V199H192ZM203 200L205 201V199H203ZM248 200H249V199H248ZM3 201H4V200H3ZM11 201H12V200H11ZM34 201H35V200H34ZM41 201H43V200H41ZM61 201H62V200H61ZM85 201H86V200H85ZM89 201H90V200H89ZM95 201H96V199H95ZM114 201H116V199H115ZM114 201H113V202H114ZM130 201H131V200H130ZM130 201H129V202H130ZM139 201H140V199H139ZM152 201H153V200H152ZM198 201H199V200H198ZM1 202H2V200H1ZM12 202H13V201H12ZM14 202H15V201H14ZM39 202H40V201H39ZM66 202H67V201H66ZM72 202H73V201H72ZM87 202H88V201H87ZM122 202H123V201H122ZM122 202H120V203H122ZM131 202H132V201H131ZM134 202H135V201H134ZM134 202H133V203H134ZM137 202H138V200H137ZM155 202H156V201H155ZM41 203H42V202H41ZM85 203H86V202H85ZM148 203H149V202H148ZM185 203H186V202H185ZM226 203H227V202H226ZM19 204H20V203H19ZM22 204H23V203H22ZM60 204H61V203H60ZM62 204H63V202H62ZM65 204H66V203H65ZM146 204H147V203H146ZM158 204H159V203H158ZM209 204H210V203H209ZM211 204H212V203H211ZM216 204H217V203H216ZM241 204H242V203H241ZM4 205H5V204H4ZM8 205H9V204H8ZM16 205H17V204H15V206H16ZM55 205H56V204H55ZM63 205H64V204H63ZM73 205H74V204H73ZM88 205H89V204H88ZM102 205H103V204H102ZM133 205H135V203H134ZM137 205H138V204H137ZM137 205H135V206H137ZM141 205H142V204H141ZM152 205H154V203H152ZM152 205H150V206H152ZM217 205H218V204H217ZM232 205H233V204H232ZM237 205H238V204H237ZM20 206H21V205H20ZM52 206H54V204H53ZM56 206H57V205H56ZM56 206H55V207H56ZM65 206H66V205H65ZM70 206H72V205H70ZM94 206H95V205H94ZM143 206H144V204H143ZM213 206H215V205H213ZM234 206H235V205H234ZM2 207H3V205H2ZM8 207H9V206H8ZM8 207H6V208H8ZM10 207H11V206H10ZM13 207H14V206H13ZM58 207H59V204H58ZM80 207H82V206H80ZM88 207H89V206H88ZM185 207H186V206H185ZM208 207H210V206H208ZM222 207H223V206H222ZM70 208H71V207H70ZM82 208H83V207H82ZM86 208H87V206H86ZM136 208H137V207H136ZM145 208H146V207H145ZM212 208H213V207H212ZM225 208H227V207H225ZM0 209H1V207H0ZM2 209H3V208H2ZM4 209H5V208H4ZM49 209H50V208H49ZM53 209H54V208H53ZM94 209H95V207H94ZM94 209H93V210H94ZM147 209H148V208H147ZM178 209H179V208H178ZM197 209H198V208H197ZM207 209H208V208H207ZM227 209H228V208H227ZM7 210H10V209H7ZM7 210H6V211H7ZM36 210H37V209H36ZM57 210H58V208H57ZM137 210H138V209H137ZM139 210L141 211V209H139ZM143 210H145V209L143 208ZM148 210H149V209H148ZM153 210H154V208H153ZM181 210H182V209H181ZM181 210H179V211H181ZM188 210H189V209H188ZM209 210H210V209H209ZM211 210H212V209H211ZM211 210H210V211H211ZM17 211H18V210H17ZM23 211H24V210H23ZM33 211H34V210H33ZM45 211H46V210H45ZM48 211H51V213L54 212V211L52 212V210H47L45 213L47 214ZM72 211H74V210H72ZM99 211H100V210H99ZM99 211H97V212H99ZM156 211H157V210H156ZM201 211H202V210H201ZM207 211H208V210H207ZM217 211H218V209H217ZM229 211H230V210H229ZM232 211H233V210H232ZM8 212H9V211H8ZM18 212H20V211H18ZM35 212H36V211H35ZM82 212H83V211H82ZM88 212H90V211H88ZM88 212H87V213H88ZM93 212H94V211H93ZM95 212H96V211H95ZM95 212H94V213H95ZM104 212H105V211H104ZM110 212H111V211H110ZM110 212H109V213H110ZM147 212H148V211H147ZM204 212H205V211H204ZM223 212H224V211H223ZM223 212H222V213H223ZM226 212H227V211H226ZM240 212H241V211H239V213H240ZM249 212H250V211H249ZM249 212H248V213L246 212V213L249 215ZM3 213H4V212H3ZM5 213H6V212H5ZM21 213H22V212H20L19 214H21ZM27 213H29V212L27 211L26 214H27ZM45 213H44V214H45ZM72 213H74V212H72ZM72 213H71V214H72ZM77 213H78V212H77ZM79 213H80V212H79ZM94 213H92V215H93ZM106 213H107V211H106ZM144 213H146V212L143 211V214H144ZM232 213H233V212H232ZM0 214H2V213H0ZM6 214H7V213H6ZM16 214H18V213H16ZM44 214H43V215H44ZM46 214H45V215H46ZM67 214H68V213H67ZM67 214H66V215H67ZM111 214H112V213H111ZM111 214H109V215H111ZM179 214H180V213H179ZM179 214H178V216H179ZM236 214H237V213H236ZM2 215H3V214H2ZM47 215H48V214H47ZM47 215H46V217H47ZM49 215H51V214H49ZM78 215H79V214H78ZM82 215H83V213H82ZM85 215H86V213H85ZM154 215H155V214H154ZM205 215H206V214H205ZM205 215H202V216H205ZM219 215H220V214H219ZM228 215H229V214H228ZM245 215H246V214H245ZM11 216H12V215H11ZM74 216H75V215H74ZM79 216H81V215H79ZM79 216H78V217H79ZM83 216H84V215H83ZM104 216H106V215H104ZM169 216H170V215H169ZM196 216H197V215H196ZM221 216H222V214H221ZM225 216H226V214H225ZM258 216H259V215H258ZM3 217H4V216H3ZM9 217H10V216L8 215V218H9ZM26 217H27V216H26ZM70 217H71V216H70ZM78 217H77V218H78ZM86 217H87V216H86ZM167 217H168V216H167ZM179 217H180V216H179ZM182 217H183V215H182ZM218 217H219V216H218ZM226 217H228V216H226ZM237 217H238V216H237ZM10 218H11V217H10ZM30 218H31V217H30ZM42 218H43V217H42ZM51 218H52V217H51ZM75 218H76V217H75ZM77 218H76V219H77ZM97 218H98V220H99V217H97ZM97 218H96V219H97ZM104 218H105V217H104ZM106 218H108V217L106 216ZM161 218H162V217H161ZM161 218H160V219H161ZM209 218H210V217H209ZM65 219H66V217H65ZM83 219H84V218H83ZM122 219H123V218H122ZM151 219H152V218H151ZM157 219H158V218H157ZM167 219H169V218H167ZM220 219H221V218H220ZM251 219H252V218H250V220H251ZM257 219H259V218H257ZM262 219H263V218H262ZM22 220H23V219H22ZM27 220H28V219H27ZM30 220H31V219H30ZM85 220H86V219H85ZM119 220H120V219H119ZM143 220H144V219H143ZM146 220H147V219H146ZM155 220H156V219H155ZM187 220H188V219H187ZM235 220H237V219H235ZM6 221H9V220L6 219ZM6 221H5V223H8V222H6ZM13 221H14V220H13ZM36 221H37V219H36ZM49 221H50V220H49ZM61 221H62V220H61ZM67 221H68V220H67ZM79 221H80V220H79ZM100 221H102V220H100ZM108 221H110V220H108ZM121 221H123V220H121ZM141 221H142V220H141ZM151 221H152V220H151ZM199 221H200V220H199ZM201 221H202V220H201ZM222 221H223V220H222ZM238 221H239V220H238ZM241 221H242V220H241ZM252 221L254 222V220H252ZM255 221H256V218H255ZM10 222H11V221H10ZM14 222H15V221H14ZM62 222H63V221H62ZM69 222H70V221H69ZM74 222H75V221H74ZM74 222L72 221V223H74ZM77 222H78V221H77ZM87 222H88V221H87ZM126 222H127V221H126ZM153 222H154V221H153ZM158 222H159V220H158ZM158 222H157V223H158ZM163 222H164V221H163ZM185 222H186V221H185ZM217 222H218V221H217ZM233 222H234V221H233ZM242 222H243V221H242ZM250 222H251V221H250ZM250 222H249V223H250ZM19 223H20V222H19ZM22 223H23V222H22ZM37 223H38V222H37ZM79 223H80V222H79ZM92 223H93V221H92ZM95 223H96V222H95ZM97 223H98V221H97ZM103 223H105V222H103ZM107 223H108V222H107ZM118 223H119V222H117V224H118ZM147 223H148V222H147ZM149 223H150V222H149ZM186 223H187V222H186ZM194 223H195V222H194ZM194 223H193V224H194ZM197 223H198V222H197ZM207 223H208V222H207ZM222 223H223V222H222ZM230 223H232V220H231ZM234 223H235V222H234ZM246 223H247V222H246ZM256 223H257V222H256ZM259 223H260V222H259ZM57 224H58V223H57ZM110 224H111V223H110ZM115 224H116V223H115ZM155 224H156V223H155ZM203 224H204V223H203ZM219 224H220V223H219ZM252 224H253V223H252ZM252 224H251V226H252ZM34 225H35V224H34ZM49 225H50V224H49ZM51 225H52V224H51ZM55 225H56V224H55ZM60 225H61V224H60ZM83 225H84V224H83ZM101 225H102V224H101ZM118 225H119V224H118ZM132 225H133V224H132ZM140 225H141V224H140ZM156 225H157V224H156ZM162 225H164V224H161V227H162ZM181 225H182V224H180V226H181ZM207 225H208V224H207ZM209 225H210V224H209ZM228 225H229V224H228ZM235 225L238 226L237 224H235ZM259 225H260V224H259ZM13 226H14V225H13ZM19 226H20V225H19ZM29 226H31V224H29ZM29 226H28V228H30ZM38 226H39V225H38ZM69 226H71V225H69ZM77 226H78V225H77ZM143 226H145V225L143 224ZM201 226H204V225H201ZM217 226H218V225H217ZM224 226H226V225H224ZM229 226H230V225H229ZM231 226H233V225L231 224ZM236 226H235V227H236ZM257 226H258V224H257ZM20 227H21V226H20ZM47 227H48V226H47ZM56 227L58 228V226H55V228H56ZM59 227H60V226H59ZM71 227H72V226H71ZM81 227H82V226H81ZM81 227H80V228H81ZM100 227H101V226H100ZM105 227H106V226H105ZM111 227H112V226H111ZM119 227H120V226H119ZM127 227H129V226L127 225ZM133 227H135V226L133 225ZM156 227H158V225H157ZM174 227H175V226H174ZM183 227H184V226H183ZM213 227H214V226H213ZM222 227H223V226H222ZM222 227H221V228H222ZM252 227H253V226H252ZM16 228H17V227H16ZM28 228H27V229H28ZM39 228H40V226H39ZM55 228H54V229H55ZM116 228H117V227H116ZM135 228H136V227H135ZM153 228H154V227H153ZM165 228H166V227H165ZM194 228H195V227H194ZM210 228H212V227H210ZM217 228H218V227H217ZM217 228H216V229H217ZM225 228H226V227H225ZM227 228H230V227H227ZM258 228L260 229V227H258ZM8 229H9V228H8ZM33 229H34V228H33ZM98 229H99V228H98ZM106 229L108 230L109 228L106 227ZM113 229H115V227H114ZM127 229H128V228H127ZM127 229H125L126 232H127ZM143 229H144V228H143ZM143 229H142V230H143ZM158 229H159V228H158ZM161 229H162V228H161ZM207 229H208V228H207ZM214 229H215V228H213V230H214ZM39 230H40V229H39ZM52 230H53V229H52ZM65 230H66V229H65ZM69 230H70V229H69ZM84 230H85V229H84ZM93 230H94V229H93ZM93 230H92V231H93ZM115 230H116V229H115ZM155 230H156V229H155ZM181 230H182V229H181ZM184 230H185V229H184ZM188 230H189V229H188ZM199 230H200V229H199ZM210 230H211V229H210ZM218 230H219V229H218ZM230 230H231V229H230ZM239 230H240V229H239ZM37 231H38V230H37ZM66 231H67V230H66ZM66 231H65V232H66ZM71 231H72V230H71ZM76 231H77V230H76ZM86 231H88V230H86ZM92 231H91V233L94 232V231H93V232H92ZM113 231H114V230H113ZM133 231H134V230H133ZM143 231H144V230H143ZM147 231L149 232V230H147ZM165 231H167V228H166ZM223 231H224V230H223ZM234 231H235V230H234ZM241 231H243V230H241ZM241 231H239L238 233H241ZM246 231H247V230H246ZM42 232H43V231H42ZM44 232H46V231H44ZM50 232H51V230H50ZM77 232H78V231H77ZM77 232H76V233H77ZM79 232H80V231H79ZM81 232H82V231H81ZM84 232H85V231H84ZM84 232H83V233H84ZM89 232H90V231H88L87 233H89ZM100 232H101V231H100ZM103 232H104V231H103ZM129 232H130V231H129ZM150 232H151V231H150ZM154 232H155V231H154ZM205 232H206V231H205ZM212 232H214V231H212ZM224 232H226V231H224ZM231 232H232V231H231ZM248 232H249V231H248ZM257 232H258V231H257ZM260 232H261V231H260ZM25 233H26V232H25ZM63 233H64V232H63ZM71 233H72V232H71ZM91 233H90V234H91ZM130 233H132V232H130ZM142 233H143V232H142ZM142 233H139L138 235H140V234H142ZM216 233H217V232H216ZM226 233H228V232H226ZM253 233H256V231L253 232ZM261 233H262V232H261ZM0 234H1V233H0ZM51 234H52V233H51ZM58 234H59V233H58ZM80 234H82V233H80ZM80 234H79V236H81ZM85 234H86V233H84V236H85ZM99 234H100V233H99ZM102 234H103V233H101V235H102ZM113 234H114V233H113ZM144 234H145V233H144ZM153 234H154V233H153ZM158 234H160V233H158ZM171 234H173V233H171ZM177 234H178V233H177ZM177 234H176V235H177ZM179 234H180V233H179ZM214 234H215V233H214ZM224 234H225V233H224ZM230 234H231V233H230ZM236 234H237V233H236ZM241 234H242V233H241ZM258 234H259V233H258ZM2 235H3V234H2ZM13 235H14V234H13ZM13 235H12V236H13ZM40 235H41V234H40ZM60 235H61V234H60ZM65 235H66V234H65ZM65 235H64V236H65ZM74 235H75V234H74ZM77 235H78V234H77ZM86 235H87V234H86ZM91 235H92V234H91ZM103 235H104V234H103ZM106 235H107V237H108V234H106ZM106 235H105V236H106ZM128 235H129V234H128ZM149 235H150V234H149ZM209 235H210V233H209ZM232 235H233V234H232ZM232 235H231V236H232ZM245 235H247L246 232H245ZM245 235H244V236H245ZM248 235H249V233H248ZM250 235H251V234H250ZM36 236H37V234H36ZM36 236H35V237H36ZM66 236H67V235H66ZM84 236H83V237H84ZM89 236H90V235H89ZM93 236H94V234H93ZM133 236H134V235H133ZM144 236H145V235H144ZM152 236H153V235H152ZM152 236H151V238H152ZM165 236H166V235H165ZM177 236H178V235H177ZM180 236H181V235H180ZM211 236H212V235H211ZM251 236H252V235H251ZM7 237H8V236H7ZM15 237H16V235H15ZM21 237H23V236H21ZM54 237H55V236H54ZM59 237H60V236H59ZM77 237H78V236H77ZM96 237H97V236H96ZM99 237H100V236H99ZM99 237H98V239L101 238V237H100V238H99ZM193 237H194V236H193ZM196 237H197V236H196ZM205 237H206V236H205ZM214 237H215V236H214ZM221 237H222V236H221ZM229 237H230V235H229ZM236 237H237V236H236ZM238 237H239V236H238ZM238 237H237V238H238ZM246 237H248V236H246ZM246 237H245V238H246ZM252 237H254V236H252ZM261 237H262V236H261ZM13 238H14V237H13ZM17 238H18V237H17ZM23 238H25V237H23ZM28 238H29V235L27 236L26 239H28ZM94 238H95V236H94ZM102 238H103V236H102ZM122 238H123V237H122ZM142 238H143V237H142ZM142 238H141V239H142ZM154 238H155V237H154ZM157 238H158V237H157ZM175 238H177V237H175ZM202 238H203V237H202ZM218 238H219V237H218ZM231 238H232V237H231ZM240 238H241V236H240ZM0 239H1V237H0ZM32 239H34V238H32ZM38 239H39V238H38ZM92 239H93V238H92ZM96 239H97V238H96ZM105 239H106V238H105ZM114 239H115V237L113 238V240H114ZM123 239H124V238H123ZM125 239H126V238H125ZM125 239H124V240H125ZM141 239H140V240H141ZM143 239H144V238H143ZM155 239H156V238H155ZM177 239H178V238H177ZM203 239H204V238H203ZM221 239H223V238H221ZM226 239H227V238H226ZM232 239H233V238H232ZM232 239H231V241H232ZM242 239H243V238H242ZM1 240H3V236H2V239H1ZM17 240H18V239H16V241H17ZM30 240H31V239H30ZM35 240H36V239H35ZM66 240H67V239H66ZM66 240H65V241H66ZM103 240H104V239H103ZM135 240H136V239H135ZM150 240H151V239H150ZM153 240H154V239H153ZM180 240H181V239H180ZM189 240H190V239H189ZM192 240H193V239H192ZM207 240H208V239H207ZM210 240H211V239H210ZM228 240H229V239H228ZM238 240H240V239H238ZM243 240H244V239H243ZM250 240H251V239H250ZM253 240H255V239H253ZM16 241H15V242H16ZM21 241H22V240H21ZM47 241H48V240H47ZM59 241H60V240H59ZM100 241H101V240H100ZM104 241H105V240H104ZM133 241H134V240H133ZM138 241H139V240H138ZM147 241H148V240H147ZM151 241H152V240H151ZM151 241H150V243H151ZM184 241H185V240H184ZM193 241H194V240H193ZM1 242H2V241H1ZM26 242H29V240L26 241ZM40 242H41V241H40ZM56 242H58V240H57ZM60 242H61V241H60ZM72 242H73V241H72ZM78 242H79V239H78ZM83 242H84V241H83ZM83 242H82V244H84ZM108 242H109V241H108ZM115 242H116V240H115ZM115 242H114V243H115ZM134 242H135V241H134ZM140 242H142V241H140ZM159 242H160V241H159ZM176 242H177V241H176ZM186 242H187V241H186ZM189 242H190V241H189ZM196 242H197V241H196ZM201 242H202V241H201ZM207 242H208V241H207ZM241 242H242V241H241ZM247 242H249V241L247 240ZM251 242H252V241H251ZM2 243H3V242H2ZM16 243H17V242H16ZM19 243H20V242H19ZM34 243H35V242H34ZM41 243H42V242H41ZM43 243H44V242H43ZM64 243H65V242H64ZM67 243H68V241H67ZM69 243H70V242H69ZM97 243H98V242H97ZM157 243H158V242H157ZM161 243H162V240H161ZM164 243H165V242H164ZM187 243H188V242H187ZM187 243H186V244H187ZM203 243H204V241H203ZM253 243H254V242H253ZM253 243H252V244H253ZM29 244H30V243H29ZM37 244H38V242H37ZM45 244H46V243H45ZM60 244H61V243H60ZM74 244H75V243H74ZM134 244H135V243H134ZM155 244H156V243H155ZM190 244H191V243H190ZM238 244H239V243H238ZM247 244H248V243H247ZM258 244H259V243H258ZM15 245H16V244H15ZM32 245H33V244H32ZM35 245H36V244H35ZM40 245H41V244H40ZM46 245H47V244H46ZM69 245H70V244H69ZM93 245H94V244H93ZM93 245H92V246H93ZM96 245H97V244H96ZM108 245H109V244H108ZM113 245H114V244H113ZM126 245H127V244H126ZM150 245H151V244H150ZM158 245H159V244H158ZM166 245H167V244H166ZM182 245H183V244H182ZM217 245H218V244H217ZM254 245H255V244H254ZM256 245H257V244H256ZM8 246H9V245H8ZM19 246H21V245H19ZM23 246H24V245H23ZM33 246H34V245H33ZM44 246H45V245H44ZM59 246H60V245H59ZM63 246H64V245H63ZM76 246H77V245H76ZM78 246H79V245H78ZM83 246H84V245H83ZM87 246H88V245H87ZM111 246H112V245H111ZM147 246H149V245H147ZM153 246H154V245H153ZM161 246H162V245H161ZM187 246H188V245H187ZM211 246H212V245H211ZM215 246H216V244H215ZM232 246H233V245H232ZM251 246H252V245H251ZM258 246H259V245H258ZM13 247H14V246H13ZM35 247H37V245H36ZM38 247L40 248V246H38ZM66 247H69V246H66ZM66 247H65V248H66ZM72 247H73V246H72ZM95 247H96V246H95ZM95 247H94V249H96ZM107 247H108V246H107ZM145 247H146V246H145ZM155 247H156V246H155ZM155 247H154V248H155ZM197 247H198V246H197ZM208 247H209V246H208ZM236 247H237V244H236ZM236 247H235V248H236ZM238 247H240V246L238 245ZM244 247H245V246H244ZM7 248H8V247H7ZM27 248H28V247H27ZM70 248H71V247H70ZM97 248H98V247H97ZM118 248H119V247H118ZM123 248H124V247H123ZM139 248H140V247H139ZM154 248H153V249H154ZM170 248H171V246H170ZM174 248H175V247H174ZM189 248H190V247H189ZM204 248H205V247H204ZM206 248H207V246H206ZM223 248H224V246H223ZM223 248H222V249H223ZM228 248H229V247H228ZM247 248H248V247H247ZM259 248H260V247H259ZM9 249H10V248H9ZM14 249H15V247H14ZM19 249H20V247H19ZM19 249H18V250H19ZM23 249H24V248H23ZM46 249H47V248H46ZM51 249H52V248H51ZM74 249L77 250V248H75V246H74ZM74 249H73V250H74ZM85 249H86V248H85ZM90 249H91V248H90ZM102 249H103V248H102ZM111 249H112V248H111ZM115 249H117V248H115ZM132 249H133V248H132ZM166 249H167V248H166ZM201 249H202V248H201ZM218 249H219V248H218ZM224 249H226V247H225ZM233 249H234V248H233ZM236 249H237V248H236ZM12 250H13V249H12ZM15 250H16V249H15ZM18 250H17V251H18ZM36 250H37V248H36ZM47 250H48V249H47ZM63 250H64V249H63ZM76 250H75V251H76ZM79 250H80V249H79ZM79 250H78V251H79ZM81 250L83 251V247H81ZM81 250H80V251H81ZM86 250H87V249H86ZM86 250H85V251H86ZM88 250H89V249H88ZM98 250H99V249H98ZM107 250H108V249H107ZM142 250H144V249H142ZM151 250H152V249H151ZM151 250H150V251H151ZM164 250H165V249H164ZM182 250H183V248H182ZM186 250H188V249H186ZM226 250H227V249H226ZM229 250H230V249H229ZM57 251H58V250H57ZM70 251H71V250H69V253H72V252H70ZM75 251H73V252H75ZM80 251H79V252H80ZM114 251H115V250H114ZM131 251H132V250H131ZM131 251H130V252H131ZM150 251H148V252L151 253ZM183 251H185V250H183ZM199 251H200V250H199ZM245 251H246V250H245ZM6 252H7V251H6ZM14 252H15V251H14ZM21 252H22V251H21ZM47 252H48V251H47ZM54 252H55V251H54ZM79 252H78V253H79ZM92 252H93V251H92ZM104 252H105V251H104ZM111 252L114 253L113 251H111ZM111 252H110V253H111ZM117 252H118V251H117ZM117 252H115V253H117ZM121 252H122V251H121ZM128 252H129V251H128ZM141 252H143V251H141ZM148 252H147V255H148ZM165 252H166V250H165ZM181 252H182V251H181ZM197 252H198V250H197ZM224 252H225V251H224ZM226 252H228V251H226ZM232 252H233V250H232ZM232 252H231V254H232ZM255 252H256V251H255ZM23 253H24V252H23ZM60 253H61V252H60ZM85 253H87V252H85ZM101 253H103V252H101ZM110 253H108V254L110 255ZM112 253H111V254H112ZM134 253H135V252H134ZM144 253H145V255H146V252H144ZM161 253H162V252H161ZM178 253H179V252H177V253L175 252L176 255H177ZM186 253H187V252H186ZM198 253H199V252H198ZM213 253H215V252H213ZM217 253H218V252H217ZM221 253L223 254V252H221ZM238 253H239V252H238ZM242 253H243V251H242ZM5 254H6V253H5ZM9 254H10V253H9ZM32 254H33V253H32ZM43 254H44V253H43ZM61 254H62V253H61ZM74 254H75V253H74ZM103 254H104V253H103ZM124 254H125V252H124ZM139 254H143V253H139ZM152 254H153V253H152ZM157 254H158V253H157ZM159 254H160V253H159ZM172 254H173V251H172ZM172 254H170V255L172 256ZM187 254H189V253H187ZM187 254L184 253V255H187ZM199 254H200V253H199ZM207 254H208V253H207ZM207 254H206L205 256H207ZM227 254H229V253H227ZM234 254H235V253H234ZM239 254H240V253H239ZM253 254H254V253H253ZM253 254H252V255H253ZM10 255H11V254H10ZM22 255H23V254H22ZM34 255H35V254H34ZM48 255H49V254H48ZM71 255H73V254H71ZM80 255H81V254H80ZM80 255H79V256H80ZM93 255H94V254H92L91 256H93ZM105 255H106V254H105ZM105 255H104V256H105ZM143 255H144V254H143ZM145 255H144V256H145ZM154 255H155V253H154ZM178 255H179V254H178ZM182 255H183V254H182ZM223 255H224V254H223ZM247 255L249 256L250 253L247 254ZM247 255H245V253H244V256L247 257ZM252 255H250V256H252ZM24 256H25V255H24ZM40 256H41V253H40ZM58 256H59V255H58ZM94 256H95V255H94ZM94 256H93V257H94ZM98 256H99V255H98ZM135 256H136V255H135ZM135 256H134V258H135ZM137 256H139V255H137ZM168 256H169V255H168ZM198 256H200V255H198ZM201 256H202V255H201ZM221 256H222V255H221ZM228 256H229V255H228ZM230 256H231V255H230ZM236 256H237V255H236ZM254 256H255V255H254ZM11 257H12V256H11ZM18 257H19V256H18ZM50 257L52 258V256H50ZM67 257H68V256H67ZM111 257H112V256H111ZM126 257H127V256H126ZM130 257H132V256H130ZM173 257H175V256H173ZM180 257H181V255H180ZM191 257H192V255H191ZM194 257H195V256H194ZM29 258H30V257H29ZM35 258H36V257H35ZM48 258H49V257H48ZM60 258H61V257H60ZM74 258H75V257H74ZM80 258H81V256H80ZM91 258H92V257H91ZM97 258H98V257H97ZM97 258H96V259H97ZM99 258H100V257H99ZM101 258H102V257H101ZM119 258H120V256H119ZM119 258H118V259H119ZM121 258H122V256H121ZM140 258H141V257H140ZM143 258H145V257H143ZM166 258H167V257H166ZM170 258H171V257H170ZM181 258H182V257H181ZM183 258H184V257H183ZM187 258H188V257H187ZM200 258H201V257H200ZM200 258H199V259H200ZM223 258H224V257H223ZM243 258H244V257H243ZM255 258H256V257H255ZM17 259H18V258H17ZM19 259H20V258H19ZM24 259H25V258H24ZM40 259H41V258H40ZM52 259H53V258H52ZM56 259H57V258H56ZM61 259H62V258H61ZM75 259H76V258H75ZM75 259H74V260H75ZM104 259H105V258H104ZM111 259H112V258H111ZM138 259H139V258H138ZM171 259H172V258H171ZM171 259H170V260H171ZM173 259H174V258H173ZM202 259H203V256H202ZM207 259H208V257H207ZM209 259H210V258H209ZM220 259H221V258H220ZM226 259H227V258H226ZM239 259H241V258H239ZM239 259H238V260H239ZM26 260H27V259H26ZM36 260H37V259H36ZM58 260H59V259H58ZM69 260H70V259H69ZM80 260H81V259H80ZM148 260H149V259H148ZM158 260L160 261V259H157V261H158ZM163 260H164V259H163ZM170 260H169V261L167 260V261L170 262ZM205 260H206V259H205ZM228 260H229V259H228ZM241 260H242V259H241ZM243 260H244V259H243ZM6 261H7V260H6ZM19 261H20V260H19ZM24 261H25V260H24ZM27 261H28V260H27ZM34 261H35V259H34ZM56 261H57V260H55V262H56ZM62 261H63V260H62ZM67 261H68V260H67ZM67 261H66V262H67ZM86 261H87V260H86ZM86 261H85V264H89V263H86ZM90 261H92V260H90ZM96 261H97V260H96ZM96 261H93V264H94ZM110 261H111V260H110ZM140 261H141V260H140ZM157 261L154 260L155 263H156ZM195 261H196V260H195ZM195 261H194V262H195ZM211 261H212V260H211ZM217 261H218V259H217ZM235 261H237V260H235ZM247 261H248V257H247ZM247 261H246V262H247ZM249 261H250V259H249ZM251 261H252V260H251ZM256 261H257V260H256ZM261 261H262V260H260L259 262L261 263ZM20 262H21V261H20ZM53 262H54V261H53ZM81 262H82V261H81ZM98 262H99V261H98ZM117 262H118V261H117ZM123 262H124V261H123ZM149 262H150V261H149ZM151 262H152V261H151ZM160 262H161V261H160ZM175 262H176V261H175ZM197 262H198V261H197ZM203 262H205V261H203ZM224 262H225V261H224ZM224 262H223V263H224ZM226 262H228V261H226ZM246 262H245L244 264H247ZM25 263H26V262H25ZM49 263H50V262H49ZM51 263H52V261H51ZM58 263H59V262H58ZM69 263H70V262H69ZM83 263H84V262H83ZM91 263H92V262H91ZM99 263H100V262H99ZM114 263H115V262H114ZM134 263H135V262H134ZM141 263H142V262H141ZM141 263H139V264H141ZM178 263H179V261H178ZM192 263H193V262H192ZM201 263H202V262H201ZM214 263H215V262H214ZM214 263H213V264H214ZM231 263H232V262H231ZM231 263H227V264H231ZM262 263H263V262H262ZM22 264H24V263L22 262ZM33 264H34V263H33ZM59 264H61V263H59ZM77 264H78V263H77ZM81 264H82V263H81ZM102 264H103V263H102ZM107 264H108V263H107ZM126 264H127V263H126ZM128 264H129V263H128ZM152 264H153V263H152ZM157 264H158V262H157ZM162 264H163V263H162ZM179 264H181V263H179ZM202 264H203V263H202ZM232 264H233V263H232ZM263 264H264V263H263Z\"/></svg>",
	"mask_w": 264,
	"mask_h": 264
}]
</instances>
